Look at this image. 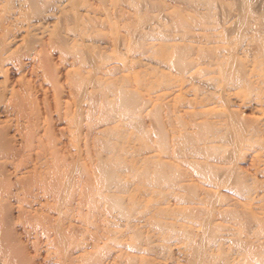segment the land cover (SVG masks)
<instances>
[{"label": "bare ground", "instance_id": "obj_1", "mask_svg": "<svg viewBox=\"0 0 264 264\" xmlns=\"http://www.w3.org/2000/svg\"><path fill=\"white\" fill-rule=\"evenodd\" d=\"M4 1H6V0H4ZM8 1V0H7ZM16 1H19V3H23V4H25L24 3V1L22 2H20V0H16ZM26 2H30V6L32 5V6H34V7H36V4H35V2L37 1L38 2V0H25ZM66 2L64 3V5H63V9L62 10H65V14L66 15H64V17H65V19H66V21L68 20L69 22V29L73 32V34H72V41H73V43L72 44H70V43H68V49L71 51L70 52V54H71V58H69V59H71L70 60V62L69 61H66V58H65V61L66 62H69V65L66 67V69H65V77L67 78H69V79H71L72 80V82H71V84L69 83L68 84V86H73V88H75L74 89V91H71L72 90V87H70V91H71V93L73 92L74 94V96H73V98H72V105H70V101L71 100H68L67 99V101L66 102H64V103H62V104H65V103H69L68 105L69 106H72V107H68V105L65 107V105H63L62 107L64 108V110H63V112H60V114L61 113H63V118H62V120L64 119V116H66V118L67 119H69V124L70 125H68V123H67V119L66 120H64L65 122H66V125L68 126V127H70L71 129H72V131H71V135H72V137H68V135H67V137L69 138V140L71 141V139L73 140V141H76L77 143H78V141H80V134H79V129H80V122H81V118H82V115H83V108H82V106H83V104H86L87 102H89L90 104H91V106H93V105H98L99 106V110H101L100 111V113H101V116H102V120L104 121L103 122V127L101 126L100 128H102L101 129V131L105 134L104 136H106L107 134H108V136H111V134L113 135L112 137H115L114 136V134L113 133H115V129L114 128H116V126H115V120L116 119H119V120H121L122 119V117H123V119H126V124H128V121L127 120H129L131 123L133 122H137L138 121V116H137V114L135 113V114H133L134 112H136V110H137V103L139 102V100H138V98L137 97H135V95H134V91L132 92V91H129V90H127L123 85H117L114 81H112L111 80V77L108 75V74H110L111 73V71H114L115 69H117L116 68V65H118V64H114V63H104V62H102L101 60H100V55H99V52H98V47H97V45H95V43L93 42L94 41V38H93V36H92V38H93V41L91 40V34H92V32H93V34H94V32H96V31H93L92 30V26L95 24V22L92 20V19H94V16L93 15H91V11L93 10V8L95 7H93V5H92V3H89V1L88 0H65ZM110 1V0H109ZM108 1V2H109ZM112 2H113V0H111ZM115 2H117V3H119L118 2V0H114ZM175 1V0H174ZM178 1V0H177ZM13 2V1H12ZM103 2H105V0H103ZM176 2V1H175ZM179 2V1H178ZM180 2H182V3H180ZM180 5L181 4H187L188 6H190V7H192L191 9V12L190 11H184L181 7L179 8H176V9H173L172 11H167L168 9H166V7L164 6V4H163V1L162 0H132V4H133V6L135 7V10L136 11H134V13H136V16L135 17H133V18H135V19H133V21H126V20H130V17H128V15H126V13L124 12V13H122V10H121V12L120 11H118L119 12V14L120 13H122V14H125V15H123L122 16V14L120 15V16H122V17H124L126 20L125 21H123V23H125V25L124 24H122V25H124L125 27V30H127L126 32L129 34V37L131 38H129V40H130V42L132 43V45L130 44V42H129V44L131 45V47L134 45V46H138V47H142V46H148V48H149V46H150V51H152V49L151 48H155V52L159 55V57H160V59H161V61H164V62H160V63H163V64H165L166 63V65H164V66H161V64L159 63V59L157 60V62L159 63V65L162 67H159L158 66V63L156 62V64H157V66L158 67H156V68H161V70L163 69V71L161 72L160 70H159V72H161V73H159L158 74V72H156V71H158V70H156V69H153V67L155 68V65H153L152 66V69L153 70H155V72L158 74L157 76L159 77H157L158 78V83H157V81H156V85L160 88V89H158V94H157V96L158 97H161L159 100H161V99H170L172 102H170V101H168V102H170V103H172V109H171V107L169 106V105H167V107H166V105L164 106L165 108H170V110H173L172 111V113L174 114L173 115V117L175 116V118H174V120H175V122L174 123H178V122H180V124L182 125V126H180L179 125V123L178 124H176V126L174 127L173 125H175L174 123H173V125H171V126H173L175 129H174V135H172V136H174L173 137V139L175 138L176 139V137H177V132H179L180 134V136L177 138V140L178 139H180V141L178 140V141H176L175 139V141L173 142V143H177V144H174L175 146H176V148H175V146L172 148V146L170 147V145H171V143L170 144H168V133H169V131H167L166 132V130L167 129H165V125H164V121H162V116H160V114H159V110H161L160 108L161 107H163L162 106V104L164 105V101H162V104L161 103H159V104H157V106H159L160 108L159 109H157V112H155L154 113V115H156V116H152V119L155 117V119H154V121H156V123H155V127H156V132H157V135H158V142H159V144H158V142H156L160 147H161V149H162V151L164 150V151H167L168 150V152H169V147H170V150L172 149V150H174L176 153H179V152H181V150H180V146H181V144H185V146L186 147H190L191 149H189V150H191L192 151V149L193 150H195V151H193V152H195L196 153V155H199L200 156V153H201V156L202 157H204V155H210V154H212L213 153V155L215 156L217 153H218V149L221 151V150H223V149H220L221 147H222V145L223 144H221V143H219V145L221 146H217V144H213V142H216L217 141V138H216V140H211V139H209L210 137H211V135H214V137H215V135H218V137H219V139L221 138H223V139H226V141H228V142H226V141H224L223 139H222V143H223V141H224V143H226V145H227V143H228V150L230 151H228L227 153H232L233 154V156H234V154H235V157H236V153H238V152H240L239 150H241L240 148H242V147H244L245 145H243L242 146V144L243 143H245L247 140H251V142L252 141H254V140H256V139H258V138H254V137H256L255 136V134L257 133H259V132H257L256 130H254V129H257L256 128V125L258 124V125H261V124H259L260 122H259V120H258V122L259 123H257V124H255L257 121L256 120H254V119H250L249 120V118L247 117V119H244V118H242L243 117V115H241L242 113L240 112H236V111H234V109L232 108H229L228 107V109L227 110H225V111H222L223 113V116H222V114L220 113V112H218V113H216L217 115L218 114H221V115H219V117L220 116H222L220 119H219V117H218V119H216V120H218V121H212V119H207L208 118V116H206L205 117V115L206 114H212V113H210V112H208V111H210L211 109H214V108H216L217 107V105H219V103H217V105L216 106H214V105H212L213 103H215V102H217L218 100H217V98L218 99H220L221 100V102H224V104L227 102V99H226V95H225V92L227 91V89H228V87H229V85H231V84H234V86H236V87H234V88H237V85L239 86V89H240V86H241V88H243L244 89V92L245 93H247V94H249V93H251V91H252V88H253V84H252V80L253 79H251L250 80V78H249V74H250V72L252 71V67H255V64H254V62L255 61H257V63L260 65V67H258V68H260V70H261V72L259 73V77H263L264 78V0H180ZM2 3H5V5H6V2H2ZM2 3H1V5H2ZM28 3H26V4H28ZM106 3V2H105ZM105 3H102V5L103 4H105ZM116 3V4H117ZM125 3V2H124ZM214 3H216V5H217V9L215 10V6H214ZM16 4V3H15ZM20 4V5H21ZM23 4L21 5L22 7H23ZM25 4V5H26ZM35 4V5H34ZM63 4V3H62ZM107 4V3H106ZM126 5L128 4V3H125ZM125 4L123 5V6H125ZM5 5H4V7H5ZM19 5V4H18ZM17 5V6H18ZM20 5H19V7H17V8H19V10L17 9V11H15V14H14V12L12 13L13 14V16L14 15H16L17 17H18V15H19V17L18 18H20V17H22V13L24 12V11H22L21 9H20ZM61 5V4H60ZM95 5V4H94ZM111 5H112V3H111ZM170 5V4H169ZM172 5V4H171ZM184 5V6H185ZM8 6V5H7ZM6 6V7H7ZM27 6L28 5H26V8H27ZM31 6V7H32ZM182 6V5H181ZM5 7V8H6ZM25 7V6H24ZM29 7V6H28ZM31 7H29V8H27V9H30L31 10ZM93 7V8H92ZM120 7V6H119ZM5 8L3 9V6H2V8H0V10H2V11H0L1 12V15H3L2 13H3V11L5 10ZM9 8V7H8ZM8 8H6V10L8 9ZM15 8V7H14ZM14 8H11V6H10V9H14ZM33 8V7H32ZM96 8V7H95ZM94 8V10H96ZM114 8V7H113ZM124 8V7H123ZM128 8H130L129 6H128ZM128 8H126V9H128ZM100 9L102 10V8L100 7ZM134 9V8H133ZM24 10V9H23ZM33 10V9H32ZM125 10V9H124ZM129 10V9H128ZM128 10H125L126 12L128 11ZM154 10H155V12L157 11L158 13L157 14H152V13H149L150 11H153L154 12ZM170 10V9H169ZM219 10V11H218ZM8 11V10H7ZM99 11V10H98ZM218 11V12H217ZM256 11H258L257 13L258 14H255V15H257L255 18H254V13L253 12H256ZM5 12V11H4ZM9 12V11H8ZM26 12H27V10H26ZM30 12L31 11H29V12H27V13H29L28 15H30ZM94 13H95V11H93ZM92 12V13H93ZM108 12V11H107ZM164 12V13H163ZM93 13V14H94ZM96 13H97V10H96ZM99 13V12H98ZM133 13V14H134ZM166 13H167V15H166ZM6 14H7V12H6ZM11 14V15H12ZM99 14H101V13H99ZM130 14H131V12H130ZM129 14V15H130ZM169 14V15H168ZM95 15V14H94ZM7 16V15H6ZM12 16V17H13ZM16 16H14V17H16ZM32 16H33V14H32ZM104 16H105V14H104ZM166 16V18L168 17V19H167V22H162L161 21V19H162V17H165ZM0 17H2V16H0ZM13 17V19H15ZM24 17V16H23ZM27 17V16H26ZM99 18H101V17H99ZM107 18V17H106ZM123 18V19H124ZM11 19V18H10ZM28 19V18H27ZM27 19H26V21H27ZM118 19V18H117ZM116 19V20H117ZM99 20V19H98ZM105 20V19H104ZM118 20H120V18L118 19ZM13 21V20H12ZM17 21V20H16ZM53 21V20H52ZM96 21V20H95ZM100 21H102V19L100 20ZM110 21H112L111 19H110ZM21 22V21H20ZM91 22H94V24L92 25V26H90V24H91ZM97 22V21H96ZM99 22V21H98ZM103 22V21H102ZM105 22H107V21H105ZM30 23H32V22H30ZM47 23V22H46ZM45 23V24H46ZM110 22H108V24H109ZM153 23L155 24V25H157L158 27H159V29L157 30V31H159L158 33H156V34H158V35H156V37L154 36V37H150L151 38V40H148V41H146L145 42V37L147 36V35H149V33L150 34H152L151 32H154V30H156V29H154V26H153ZM45 24H44V26H42V25H39V22H34V23H32V24H30L31 26H33L34 27V29L36 28V29H45ZM52 24V23H51ZM65 24V23H64ZM100 24H101V22H100ZM103 24V23H102ZM117 24H119V23H117ZM26 25H27V23H26ZM29 25V26H30ZM48 25H49V23H48ZM66 25V24H65ZM96 25V24H95ZM94 25V26H95ZM97 25H99V24H97ZM96 25V26H97ZM103 25H105V23L103 24ZM47 26V25H46ZM93 26V27H94ZM102 26V25H101ZM109 26L110 27H108V25H107V27H108V29H110L111 31H112V29H115V28H117L116 27V23H114L113 21L111 22V25L109 24ZM26 27V26H25ZM46 28H48V27H46ZM90 28H91V30H90ZM97 28V27H96ZM93 29H95V28H93ZM105 29V28H104ZM47 30V29H46ZM98 31H100V30H102L101 29V27H100V30H99V28L97 29ZM41 31V33L43 32L42 30H40ZM48 31V32H47ZM47 31H44V32H47L48 33V36L47 37H45V40L48 38V42L50 43H52L53 41H51L50 39L51 38H53L54 39V37H58V35H57V30L55 29V27L54 26H52L51 25V27H49V29L47 30ZM113 31H115V30H113ZM251 31V32H250ZM43 32V33H44ZM64 32V31H63ZM117 32V31H116ZM156 32V31H155ZM40 33V34H41ZM98 33H100V32H98ZM27 34H28V32H27ZM27 34H25L26 36H27ZM33 34V33H32ZM44 34H46V33H44ZM97 34V33H96ZM95 34V36H97ZM102 34V33H101ZM103 34H105V33H103ZM21 36H22V34H20ZM35 35V34H34ZM90 35V36H89ZM61 36V35H60ZM86 36H89L90 37V39H87L86 38ZM94 36V37H95ZM115 36H118V35H116L115 34ZM127 36V35H126ZM150 36V35H149ZM203 37L204 39H207L205 42H204V49L203 48H201L202 50H201V54H204L205 56L207 55V59L204 61L203 59H202V61H201V59H200V61H199V59H198V57L199 56H201V55H198L199 54V51H197V52H193V48H195V46H194V42H196V40L198 39V37L200 38V37ZM31 37V36H30ZM19 38H20V36H19ZM24 38H25V36H24ZM28 38H29V36H28ZM36 38V37H35ZM38 38H39V36H38ZM61 38V37H60ZM100 39V35L97 37V38H95V39ZM103 38V37H102ZM101 38V39H102ZM121 38V37H120ZM125 38V37H124ZM148 38V36L146 37V39ZM212 38V41H209V39H211ZM213 38H215V39H213ZM0 39H2V37H0ZM18 39V38H17ZM31 39V38H30ZM88 41H87V40ZM119 39V36H118V38H116L114 41H117ZM127 39H128V36H127ZM126 38L125 39H119L120 41H118L119 42V45H120V43L122 44V46H123V49H124V47H126V45H125V43H124V40H127ZM140 39V40H139ZM149 39V38H148ZM201 39V38H200ZM11 40V39H10ZM24 41H26L25 39H23ZM41 40V39H40ZM44 40V38L40 41V42H42ZM105 40H107V39H105ZM109 40V39H108ZM131 40H133V41H131ZM142 40V41H141ZM245 40H253L254 42V44H256L255 42H257L258 43V49H257V51L258 52H256L257 54L255 55V51L253 52L254 54H253V58H251V60L253 59V64H252V66H251V68H248V66H250V64L247 66L246 64H245V57H243V54H246L245 53V51L247 50L246 49V47H247V45L245 44L247 41H245ZM256 40V41H255ZM21 41V40H20ZM29 41V40H28ZM100 41V40H99ZM104 41V40H103ZM203 41V40H202ZM245 41V43H243ZM251 41H249V42H251ZM17 42V41H16ZM22 42V41H21ZM30 42V41H29ZM36 42H37V40H36ZM44 42V41H43ZM46 42V41H45ZM61 42V41H60ZM98 42V41H97ZM101 42V41H100ZM105 42V41H104ZM126 42V41H125ZM147 44H145V43ZM201 42V41H200ZM3 43V40H1L0 41V72L3 70L2 68L5 66V64H4V62L6 61V60H10V61H13V63H12V65H14V63H15V65L17 64V61H18V64L17 65H19V67H22V65H24V63L25 62H28V60H29V62L31 63L30 65L31 66H29V67H31V71H33L34 69H35V75L36 76H38L37 77V79L38 78H41V80H39V81H44V83H45V80H49V85H50V83L52 82L53 84L51 85V89L53 88V90L55 91V92H57V95H59L58 93L60 92V90L59 91H57L58 89H57V85H58V82L57 83H55V73H54V70H53V68L51 69L48 65H49V62H47L45 59V56H44V54H43V52L44 51H42L41 50V48L43 47L44 48V45L43 46H41V48L39 47L38 49L36 48V49H34V46L33 45H31L32 47H33V53H31V54H27V55H24V53H23V55L24 56H26V58H28V60L26 61L25 60V57H23L24 59H21L22 58V56L23 55H18V57H19V59L17 60V58H16V56L13 54V57L12 58H16L15 60H16V62H14V59H12L11 57H10V55L9 54H7L8 53V51L9 50H6L5 52H4V50H3V52L7 55V56H9V58L7 57V56H5V55H3L2 53L3 52H1V50H2V45L4 44H2ZM27 43V42H26ZM34 43V42H33ZM32 43V44H33ZM38 43V42H37ZM106 43V42H105ZM108 43H110V40H109V42ZM117 43V42H116ZM210 44V43H212V44H210V45H206V44ZM243 43V44H242ZM19 44V43H18ZM104 44V43H103ZM124 44V45H123ZM126 44H128L127 42H126ZM201 44V43H200ZM248 44V43H247ZM35 45V44H34ZM37 45V44H36ZM52 44H48V45H46L45 47H48V46H51ZM62 45H64V44H62ZM67 45V44H66ZM99 45V44H98ZM108 45V44H107ZM106 45V46H107ZM111 45V44H110ZM113 45V44H112ZM250 45H252L251 43H250ZM19 46H20V44H19ZM22 46H24V43H23V45ZM30 46V47H31ZM37 46H39V45H37ZM36 46V47H37ZM100 46H102V45H100ZM104 46V45H103ZM121 46V47H122ZM128 46V49H129V45H127ZM151 46H153V47H151ZM155 46V47H154ZM256 46V45H255ZM3 47H4V45H3ZM95 47H97V49H95ZM14 48H15V46H14ZM17 48V47H16ZM24 48V47H23ZM50 48H52V46L50 47ZM66 48V47H65ZM100 48V47H99ZM115 48V55H116V53H118L117 52V48L116 47H114ZM133 48V47H132ZM146 48V47H145ZM144 48V49H145ZM148 48H146L147 50H148ZM248 48V47H247ZM10 49V48H9ZM63 50H64V48H62ZM61 49V50H62ZM117 49V50H116ZM197 49V48H196ZM196 49H195V51H196ZM12 50V49H11ZM15 50H19V47L17 48V49H15ZM14 49H13V51H15ZM22 51H23V49H21ZM21 50H19V51H21ZM27 50V49H26ZM30 50V49H29ZM44 50H45V48H44ZM60 50V54H61V52H63V50L61 51ZM67 50V49H66ZM101 50V49H100ZM113 50V49H112ZM112 50H111V52H112ZM124 50H127V48L126 49H124ZM123 50V51H124ZM146 50V51H147ZM255 50V49H254ZM22 51H21V54H22ZM31 51H32V48H31ZM42 51V54H43V58H45L44 60H45V64H44V60H41L42 58V56H40L39 55V52H41ZM57 51H58V49H57ZM121 51V50H120ZM154 51V50H153ZM250 51V50H249ZM17 51H15L14 53H16ZM67 52V51H66ZM66 52H65V55H66ZM155 52H152V53H155ZM247 53H248V51H246ZM11 53V52H10ZM26 53H29V52H26L25 51V54ZM102 53V52H101ZM122 53V52H121ZM120 53V54H121ZM124 53V52H123ZM146 53V52H145ZM193 53H197V54H195L196 56L194 57L193 56ZM252 53V52H251ZM19 54H20V52H19ZM68 54L69 53H67V56H68ZM70 54H69V56H70ZM108 54L110 55V53L108 52ZM113 55H114V53H112ZM111 54V56H113ZM119 54V53H118ZM249 54V53H248ZM114 55V56H115ZM128 55V54H127ZM105 57H106V55H104ZM117 56V55H116ZM115 56V57H116ZM198 56V57H197ZM247 56H249V55H247ZM252 56V55H251ZM21 57V58H20ZM60 57V56H59ZM104 57V58H105ZM108 57H110V56H108ZM127 57V56H126ZM197 57V58H196ZM12 60H11V59ZM41 58V59H40ZM103 58V59H104ZM117 58V57H116ZM120 58V57H119ZM125 58V57H124ZM152 58V57H151ZM199 58H201V57H199ZM244 58V59H243ZM256 58V59H255ZM154 59V58H153ZM127 60V59H126ZM151 60V59H150ZM124 62H126L125 61V59L123 60ZM122 61V63H124ZM146 61H148V59L146 60ZM169 62L170 63V61H171V64H167V62ZM64 62V61H63ZM128 62V61H127ZM126 62V63H127ZM149 62V61H148ZM152 62V61H151ZM154 62V61H153ZM46 63H48V65H46ZM248 63H250V61L248 62ZM247 63V64H248ZM162 64V65H163ZM11 65V64H10ZM16 65V66H17ZM51 65V64H50ZM121 65V64H120ZM124 65H125V63H124ZM168 65H173V67L175 68V71H173V68L171 67V66H168ZM119 66V65H118ZM258 66V65H257ZM18 67V66H17ZM24 67V66H23ZM28 67V66H27ZM77 68V69H79V70H75L74 68ZM120 67V66H119ZM8 68V67H7ZM10 68V67H9ZM12 68V67H11ZM10 68V69H11ZM256 68V67H255ZM4 69H5V67H4ZM13 69V68H12ZM18 69V68H17ZM20 69V68H19ZM23 69V68H22ZM30 69V68H29ZM125 69H127V68H124V69H122V72H120V73H123V70H125ZM7 70V69H6ZM15 70V69H14ZM120 70V69H119ZM152 70V71H153ZM258 70V69H257ZM4 72H5V70H3ZM26 71V70H25ZM25 71H24V73H25ZM29 71V70H28ZM30 71V72H31ZM146 71V70H145ZM151 71V72H152ZM172 71H173V73H172ZM207 71H211L212 73H214V72H216L217 73V75H218V73H220L221 74V76H222V78H221V81H222V86H221V88H219L218 89V92H217V90H215V92L218 94L217 95V97L215 96V95H213V93H211V92H209L210 91V89H209V87H210V85H212V86H214L213 85V83L212 84H210L209 85V87L208 86H206L209 90H207V88H205L207 91H203L204 89L203 88H200V81H202L203 80V82L205 81H207L206 79L207 78H209L210 77V75H208L209 73L207 72ZM125 72V71H124ZM154 72V71H153ZM154 72V73H155ZM203 73V75L205 76V74H207V76H209V77H207L205 80L203 79V75H201L202 77L201 78H198V79H202V80H196L195 78H196V75H198L199 73ZM258 72V71H257ZM22 73H23V71H22ZM155 73V74H156ZM200 73V74H201ZM252 73V72H251ZM255 74H256V72H254ZM253 73V74H254ZM31 74H33L34 75V73L33 72H31L30 73V75ZM106 74L108 75V77H105L106 76ZM151 74H153V73H151ZM211 74V73H210ZM254 74V75H255ZM20 75V74H19ZM22 75V74H21ZM20 75V76H21ZM70 75V76H69ZM120 76H118V77H120V78H124L123 77V75L124 74H119ZM214 75H216L215 73H214ZM216 75V77H214V80L218 77ZM250 75H252V74H250ZM8 76V75H7ZM12 76V75H11ZM18 76V75H17ZM195 76V77H194ZM211 78L209 79V80H211L212 78H213V75L211 74ZM27 77V76H26ZM35 77V76H34ZM117 77V78H118ZM125 77H126V75H125ZM152 77V76H151ZM251 77V76H250ZM18 78V77H17ZM27 78H29L30 79V77H27ZM31 78H32V76H31ZM128 78V77H127ZM136 78V77H135ZM183 78H190V83L191 84H189V85H186V86H183V82H185V81H182V80H184ZM191 78L193 79H195L197 82L199 81V84H197L196 83V81H195V83L197 84V85H199V88H196V87H193L194 85L193 84H195V83H193L192 81H191ZM255 78V77H254ZM256 78H258V74H257V77ZM6 79V78H5ZM13 79V78H12ZM68 79V80H69ZM155 79H156V77H155ZM155 79H153V80H155ZM220 79V78H219ZM219 79L217 78V80L216 81H219ZM18 80V79H17ZM136 80V79H135ZM157 80V79H156ZM11 81V80H10ZM33 81V80H32ZM57 81V80H56ZM146 81H147V79H146ZM151 80H149L148 81V85H149V82H150ZM211 81H213V79L211 80ZM216 81L214 82V83H216ZM221 81H219V82H221ZM2 82V81H1ZM0 82V83H1ZM19 82H21L19 85H20V87L21 88H23V94L25 93H27L26 95L24 94H21L20 92H21V90H18L19 89V87H17L16 89L18 90V92H16L15 91V89L13 90V91H15L14 93L11 91V92H9V95H10V93L12 94V95H10V96H12V97H19V99H20V97L22 96V98L23 97H26L28 94H30L29 92H31V91H33L32 89H31V91H30V87H31V84L29 83V81L27 80L26 81V83L29 85H27V84H24L25 82H24V80H23V85L21 86V84H22V80H20ZM34 82V81H33ZM65 82V81H64ZM67 82V81H66ZM69 82H70V80H69ZM219 82H217V83H219ZM260 82V81H259ZM17 83V82H16ZM37 83V82H36ZM35 83V84H36ZM40 83V82H39ZM47 83V84H48ZM146 83V82H145ZM152 82H150V85H151V87H152V84L154 83H152ZM207 83L208 82H206V85H207ZM256 83V82H255ZM2 84V83H1ZM0 84V85H1ZM38 84V83H37ZM61 84V83H60ZM73 84V85H72ZM147 84L145 85V86H147ZM204 85H205V83H203ZM209 84V83H208ZM252 84V85H251ZM18 85V86H19ZM63 85V84H62ZM155 85V84H154ZM197 85H195V86H197ZM10 87H11V85H9ZM39 86V85H38ZM40 86H41V84H40ZM228 86V87H227ZM232 86V85H231ZM230 86V87H231ZM257 85L255 84V87H256ZM1 87V86H0ZM3 87V86H2ZM8 87V86H7ZM9 87V88H10ZM12 87H13V85H12ZM11 87V88H12ZM41 87H43V85L41 86ZM157 87V88H158ZM201 87H202V82H201ZM205 87V86H204ZM229 87V88H230ZM262 87V86H261ZM14 88H15V86H14ZM20 88V89H21ZM32 88V87H31ZM46 88H49V86L48 87H46ZM147 88V87H146ZM184 88H185V90H184ZM211 88V87H210ZM214 88H216L215 86H214ZM214 88H212V90H213V92H214ZM234 88H232L233 90H234ZM256 88H259L258 86L256 87ZM0 89H2V88H0ZM57 89V90H56ZM65 89V88H64ZM67 89V88H66ZM148 89V88H147ZM153 89H156L155 87L153 88ZM182 89L184 90V92H182ZM186 89H187V92L189 93V91L188 90H190V92L192 91V94L191 95H188V97H186V94H185V97H184V95H183V93H185V91H186ZM261 89V88H260ZM259 89V90H260ZM12 90V89H11ZM41 90H45V89H41ZM50 90V89H49ZM48 90V91H49ZM63 90V89H62ZM68 90V89H67ZM211 90V91H212ZM4 91V90H3ZM29 91V92H28ZM47 91V90H46ZM155 91V90H154ZM261 91V90H260ZM259 91V92H260ZM2 92V91H1ZM62 92V91H61ZM150 92V91H149ZM148 92V93H149ZM232 92V91H231ZM230 92V93H231ZM255 92V91H254ZM3 93V92H2ZM16 93V95L17 94H20L19 96H13V94H15ZM46 93V92H45ZM52 93V92H51ZM110 93L111 94H113L114 95V97H109L110 96ZM152 93H154V92H152ZM157 93V90H156V92H155V94ZM258 93V92H257ZM260 93H262V92H260ZM3 94H5V93H3ZM2 94V95H3ZM53 94V93H52ZM140 94V93H139ZM155 94H151V96H153L154 97V95ZM1 95V97H3L4 98V95L2 96ZM33 95V94H32ZM67 95V94H66ZM146 95V94H145ZM150 95V94H149ZM259 95H261V94H259ZM262 95H264L263 93H262ZM8 97V94H7V97H8V99L10 100V98H12V97ZM28 96H31V95H28ZM52 96V95H51ZM140 96H142V95H140ZM191 96V97H190ZM232 96V95H231ZM234 96V95H233ZM253 96V95H252ZM256 96H257V94H256ZM37 97V96H36ZM59 97H61L60 95H59ZM69 97V96H68ZM143 97H145V96H143ZM149 97V96H148ZM147 97V98H148ZM254 97V96H253ZM252 97V98H253ZM258 97V96H257ZM15 98H12V99H15ZM31 98V97H30ZM53 98V97H52ZM146 98V97H145ZM145 98H143V101H146V100H148L147 98L145 99ZM156 97H154V99H155ZM231 98V97H230ZM234 98V97H233ZM251 98V99H252ZM262 98V97H261ZM32 99V98H31ZM36 99H39V98H36ZM54 99V98H53ZM63 99V98H62ZM151 99H152V97H151ZM150 99V101H152ZM157 99V98H156ZM226 99V100H225ZM235 99V98H234ZM248 99V98H247ZM257 99H260L259 97L257 98ZM6 100V99H5ZM21 101L23 100H25L24 98L23 99H20ZM55 100H56V98H55ZM54 100V101H55ZM58 100H60L59 98H58ZM58 100H57V103H58ZM65 100V99H64ZM63 100V101H64ZM86 100V103H83L84 101ZM142 100V99H141ZM231 100V99H230ZM229 100V101H230ZM239 100V99H238ZM255 100H256V98H255ZM254 100V101H255ZM263 100H264V98H262L261 99V101L263 102ZM8 101V100H7ZM38 101H40V100H38ZM62 101V102H63ZM157 101V100H156ZM166 101V100H165ZM185 101H186V103H185ZM239 101H241V100H239ZM252 101H253V99H252ZM253 101V102H254ZM11 102V101H10ZM9 102V103H10ZM56 102V101H55ZM149 102V101H148ZM154 102H155V100L153 101V103H152V105H151V107H153L154 109H155V106H154ZM242 102V101H241ZM246 102V101H245ZM258 102V101H257ZM0 103L2 104V102H1V100H0ZM15 103V102H14ZM13 103V104H14ZM16 103H20V101L19 100H17V102ZM23 105L25 104V103H28V102H25L24 101V103L23 102H21ZM36 103V102H35ZM54 103V102H53ZM60 103H61V101H60ZM60 103H58V105L60 106ZM166 103H167V101H166ZM180 103V104H179ZM185 103V105H183ZM191 103V104H190ZM233 103V102H232ZM238 103V102H237ZM260 103V102H259ZM264 103V102H263ZM8 104V103H7ZM31 104H32V102H31ZM61 104V105H62ZM88 104V103H87ZM86 104V105H87ZM169 104V103H168ZM223 104V105H224ZM248 104V103H247ZM251 104H252V102H251ZM254 104L256 105L257 103H255L254 102ZM262 104V103H261ZM15 105V104H14ZM53 105V104H52ZM55 105H57V104H55ZM227 105H229V104H227L226 103V107H227ZM236 105V104H235ZM238 105V104H237ZM254 105V107H256ZM258 105H260V104H258ZM26 106H28L27 104L25 105V107H23V106H20V108H18V109H20V111L19 112H21L22 111V109L21 108H27ZM85 106V105H84ZM88 107H89V105H87ZM157 106H156V108H157ZM262 106H263V104H262ZM3 107V106H2ZM11 106H9V108H10ZM13 107V106H12ZM28 107H30V106H28ZM38 107H40V104H39V106ZM53 107H55L54 105H53ZM87 107V108H88ZM95 107V106H94ZM150 107V108H151ZM163 107V108H164ZM181 107V108H180ZM214 107V108H213ZM223 107V106H222ZM232 107V106H231ZM234 107V106H233ZM260 107V106H259ZM4 108V107H3ZM5 108H6V106H5ZM16 107L14 108V109H17ZM41 108V107H40ZM57 108V107H56ZM56 108H55V110H56ZM63 108H61V110L63 109ZM86 108V111L87 110H90L91 111V109L92 108H90V109H87ZM150 108H149V110H150ZM152 108V109H153ZM218 108V107H217ZM220 109H221V107H219ZM13 109V108H12ZM11 109V110H12ZM12 110L13 112L15 111V110ZM28 110H30V109H32V106H31V108L29 109V108H27ZM38 108L36 107V110H37ZM236 109V108H235ZM238 109H240V108H238ZM35 110V111H36ZM41 110V109H40ZM58 110V109H57ZM85 110V109H84ZM223 110V109H222ZM264 110V109H263ZM10 111V110H9ZM18 110H16L15 111V113L17 112ZM24 111H26V109L24 110ZM24 111H22V112H24ZM138 111V110H137ZM4 112V111H3ZM18 112V113H19ZM21 112V114H19V118L21 117L20 115H22V117L24 116L23 115V113ZM32 112V110H30V113ZM37 112V111H36ZM38 112H40L39 110H38ZM42 112V111H41ZM58 112H59V110H58ZM58 112H56V113H58ZM148 112V111H147ZM171 112V111H170ZM181 112H182V114H185L186 115V113H187V115H191L189 118H187L189 121H185L184 120V116L185 115H182L181 114ZM9 113H11V112H9ZM17 113V114H18ZM34 113V112H33ZM90 113V112H89ZM89 113H87V114H89ZM99 113V112H98ZM149 113H152V111L151 112H149ZM148 113V114H149ZM168 113V112H167ZM166 113V114H167ZM6 114H7V112H6ZM38 114V113H37ZM43 114V113H42ZM59 113L57 114V116L58 115H60ZM169 114V113H168ZM167 114V115H168ZM244 114V113H243ZM251 114V113H250ZM2 115V114H1ZM14 115V114H13ZM13 115H11V116H13ZM16 115V114H15ZM14 115V116H15ZM26 115H29V112L27 113V114H25V116L24 117H26ZM32 113H31V115H29V116H31L30 117V120H33V119H31L32 118ZM41 115V114H40ZM45 115V114H44ZM44 115H43V117H44ZM86 115V114H85ZM150 115V114H149ZM152 115V114H151ZM166 115V116H167ZM196 115H198L197 117H196ZM258 115V114H257ZM16 116H18V115H16ZM15 116V119H17L18 117H16ZM29 116H27V118L29 117ZM48 116V115H47ZM56 116V117H57ZM61 116H62V114H61ZM213 116H215V113H213ZM247 116V115H246ZM249 116V115H248ZM1 117V116H0ZM3 117V116H2ZM5 117V116H4ZM35 117H37V116H35ZM39 117V116H38ZM128 117H129V119H128ZM168 117H169V119H173V118H170V117H172L171 115L170 116H167L166 117V120H169L168 119ZM187 117V116H186ZM212 117V116H211ZM251 118H252V116H250ZM262 117H264V116H262ZM51 118H52V116H51ZM61 118V117H60ZM59 117H57V119L58 120H61ZM87 118V117H86ZM162 118V119H161ZM182 118H183V121H182ZM215 118V117H214ZM213 118V119H214ZM217 118V117H216ZM246 118V117H245ZM7 118H4V120H6ZM25 119V118H24ZM36 119V118H35ZM35 119H34V121H35ZM38 119V118H37ZM36 119V120H37ZM46 119V118H45ZM44 119V120H45ZM48 119V118H47ZM1 120V119H0ZM9 121H10V119H8ZM19 120H21V119H18V122L20 123V121ZM42 121H43V119H41ZM61 120V121H62ZM85 120V119H84ZM253 120V121H252ZM15 121V120H14ZM24 121V120H23ZM25 121H26V119H25ZM29 121V119L27 120V122ZM28 122L27 124L25 123V124H22L23 122H21V127H19V128H22V126H23V129H21L22 131L24 130V132H27V129L26 128H29V127H32L33 128V126H35L36 124H37V122L39 121L40 122V118H39V120L38 121H36V124L35 125H33L35 122ZM171 122L170 123H172V120H170ZM185 121V122H184ZM255 121V122H254ZM4 122V124L5 125H7L6 123H5V121H3ZM10 122H12V121H10ZM17 122V121H16ZM16 122H14V123H16ZM18 122L15 124V127H17L18 128ZM38 122V123H39ZM44 122V121H43ZM49 122V121H48ZM85 122V121H84ZM114 122V123H113ZM121 122H122V120H121ZM167 123H168V121H166ZM181 122H184L183 124H184V126H183V124L181 123ZM187 122V123H186ZM1 123V122H0ZM13 123V122H12ZM11 123V124H12ZM31 124V123H33V124H31V126H28V124ZM46 124H48L47 123V120H46V122H45ZM58 123V122H57ZM102 123V122H101ZM101 123H100V125H101ZM112 123L114 124V125H112ZM117 123V122H116ZM122 123H124L125 124V122L123 121ZM131 123H130V125H131ZM170 123H168V125L170 124ZM9 125H10V123H8ZM29 124V125H30ZM40 124V123H39ZM42 124V123H41ZM40 124V125H41ZM84 124V123H83ZM190 126L191 125V127H190V130L192 129V128H196L197 130H199V134H196L197 132H195V130H194V133L192 132V130L190 131L188 128H187V126L188 125ZM4 125V126H5ZM17 125V126H16ZM118 125V124H117ZM134 125V124H133ZM150 125V124H149ZM148 125V126H149ZM153 125V124H152ZM185 125H187V126H185ZM263 125V124H262ZM261 125V126H262ZM1 126V125H0ZM24 126H26V127H24ZM28 126V127H27ZM39 126V125H38ZM62 125H60V127H61ZM151 126V125H150ZM149 126V127H150ZM36 127V126H35ZM85 127V126H84ZM139 127H141V125L139 126ZM257 127H259V126H257ZM0 128H2V127H0ZM4 128V127H3ZM2 128V129H3ZM17 128H14L15 130L12 132L14 135H12V137L11 138H13V137H16L17 135V137H19V136H21L22 134H23V132H20V133H17V132H15L16 130H17ZM32 128L30 129V130H28V131H31L32 130ZM42 128H44V127H42ZM52 128V127H51ZM56 128H58V127H56ZM62 128H65L64 126L63 127H61V129ZM99 128V127H98ZM138 128V127H137ZM154 128V127H153ZM171 128V127H170ZM261 128V129H260ZM5 129H7V128H5ZM10 129H11V127H10ZM36 130L38 129L37 127L35 128ZM47 129H48V127H47ZM47 129H45L44 128V130L42 131V133L41 134H39V133H37L36 132V134H38V136L35 134V132H34V135H35V138H33V132H27V133H25L26 135H28V136H26L25 134V136H23L24 138L23 139H25V140H27L26 142H28V141H30L29 142V145L23 140V139H21V140H23V141H21L22 143L21 144H23V142H25V144H27L28 146H30V144L31 145H33V143H34V145H33V147L36 145V142L37 141H33V143H32V139H35V140H39V139H41V142L43 143V140H45L46 139V137H47V142H46V140L44 141L45 143H47L48 144V146H47V144H46V146L45 145H43V146H41V149H42V147H48V148H46V150H48V152L46 153V155L48 154L49 156H45V155H41L42 154V150L40 149V146H38L40 143V140H39V142H37L38 143V145H36V147L38 148V149H40L41 150V153H40V155L38 154L39 152H38V149H36V153H37V155H35L36 156V158H37V161H35L34 162V157L33 158H31L32 156H31V154H30V156H28V158L30 157V161L29 162H31V163H33V164H31V165H29V164H24V166L22 165L23 163H24V161H25V157L26 156H24V152H23V157L19 154H17L16 155V153L17 152H19L20 150L19 149H17V147L15 146V145H13V147L11 146L12 145V143H11V145L9 144V146H10V148H11V153L10 154H3V152H4V150H3V152L2 153H0V264H3V261H4V258H5V254H3V252H5V251H3V250H5V246H4V244H6L5 242L6 241H11V242H13L12 241V239L13 240H15L16 238H11L10 237V239H7L6 240V238L7 237H9V235H7L8 233L10 234V236L12 235L11 233H12V227L11 226H9V224H11L13 221L11 220V217H14V216H10V215H8V212L7 213H5V211H4V207H6L5 205H4V207H3V202L5 201V198H6V196H11V194H5L6 193V189L9 187V189H11L12 190V188L10 187L11 185H12V183H18V185L20 186V184L22 185V180L23 179H25L26 177L29 179V182L30 181H33V184L31 183L30 185L28 184V183H25V185H24V182H23V185L22 186H25V187H22V186H20V188L21 189H19V187L17 188V187H15V189L16 190H21V192H22V195L20 194H17L16 192H15V196L17 197V198H14V196H13V191H12V196H13V200L14 199H17V202H19L20 203V201H21V199H23V201H21V203L22 202H24V199H25V201H27L28 202V204H29V201H28V199L30 198V196H32L29 200H30V203H31V205L29 204V206H28V204H26V202H24L23 204H26L25 205V207L27 208V206H28V208L29 207H31L30 209H32V207L33 208H35L36 209V207H34V206H32L33 204V202H34V204H35V201L40 205V204H42L43 205V203H45V204H51V207H52V209H54L55 210V217L54 216H52L53 214H51V216L49 217V220H48V217L46 216V214L48 213H46V214H44V213H42L43 212V210H42V212L41 211H39V213L41 212L43 215L42 216H44L45 215V218L47 219L46 221L48 222V221H51L50 220V218L51 219H53L52 221H53V223L52 222H49V223H47L46 225H44L45 227L47 226V227H49V228H51V226H52V228H51V230L49 229V232H52V234H51V239L54 241L53 242V244L51 243V242H49L50 244H52V245H54V244H57V245H55V248L57 247V246H59V247H57V248H59V250L58 251H62L63 253H61V255H62V260H63V258H68L69 257V261L72 263L74 260V258H75V261L77 260V261H79V259H82V256H83V258H84V256H85V253L81 256V253L82 252H86L85 250H87L86 248H81V247H79V248H81V249H79L78 248V250L76 249V252L74 253V254H71V252L73 253L74 251H71L70 249H69V251H71V252H69L68 253V255L66 254V252H65V248L67 247V246H69V247H67V248H70V245H67V243L68 242H66V239L68 238V239H70V235H72L73 236V234H75V232L76 231H72V232H74V233H72V232H70V233H72V234H69V232L67 231V234H69V237L68 236H66L67 234L65 233L66 231L64 230V226L61 224V222H62V217H60V216H62V215H65V214H67L66 215V217H68V214H70V212L69 213H67L68 211H78V215L80 214V212H81V209L83 210V207L85 206V203L88 205V206H90V205H93V206H100V204H97L98 202H99V200H102V202H104V204H105V202L107 203L105 206H108V208H107V211H108V209L109 208H111L112 210L114 209V211H116V213H117V215H115V214H112L111 216V218H113V217H115V218H119V220L117 221V219H115V222H114V224H113V226L111 227V228H113L112 230V232H108L107 231V229H106V231L108 232V233H112V235H109V234H106L105 232H104V234H106L104 237H106V238H109V239H111L112 241H109V240H105V241H103V239H104V237L102 236V241L104 242H100L101 244H103V245H101V246H103V247H105L106 246V249H107V247H109V244H106V243H108V242H106V241H109V242H112L113 244H110V247L113 245V247L114 248H116V249H114L113 247L111 248V249H113L114 251V253H112V250H111V255L109 256V258L108 259H106V261L109 263V264H113L115 261H116V258L117 259H119L120 257H124V255H125V257L124 258H127V260L131 263V261H133L134 259H136L138 256V260H139V264H140V261H141V264H152L151 263V261H150V259L149 258H147V257H149L150 256V252L148 253V251L147 250H150V249H148L147 248V250H146V245H147V242H146V245H145V242H144V244L142 243V242H140L139 241V239H141L143 236V233H141V231H140V229H139V223H140V226L142 225V223H141V221H145L146 220V218H147V220H152V223L153 224H155V226L157 225L158 227H159V231L160 230H162V229H167L166 231H168L169 229L170 230H174L175 231V229H176V227H179V228H177V229H179V231L177 232V233H183V236L187 239V240H189V242H190V244H191V246L189 245V243H188V241L187 240H185V238L183 239V240H185V243H186V241H187V243H188V245H187V243L185 244V245H187L186 246V248L187 247H189L188 249H186V248H184V249H186V252H184L183 250V248H182V251H183V253L186 255V257H187V253L189 252L190 253V255H188L189 257H187V259H188V263H186V261H185V256H183L182 255V257H184L183 259L184 260H182V261H185V263H183V264H264V238L263 239H260V238H256V239H252L251 237H258V236H260L261 235V233H262V227L264 226V225H262V224H264L263 222V220L261 219V217H260V219L263 221H261V220H256V215H258V213H260L261 211V209L259 208V206H258V208L257 209H259V210H255V208L253 209L255 212H256V215H251L250 214V210L248 211V209H247V206H246V208H242L243 207V205H244V203L247 205L248 203H246V201L248 200V197L249 196H252L254 193H253V191L251 190V189H249V190H251L252 191V193L253 194H251V192H250V194L248 193V197H247V199L246 200H244L245 202H243V203H241V201L240 200H238L239 202H240V204L237 202V201H233L235 198H234V196H232V200H229L230 198H231V196H227V194L226 195H223L222 193L223 192H221L220 190H218L222 195H223V197H222V195L220 194V193H217L216 191H215V188H216V183H215V185H214V182H213V184L210 182V180L209 179H206V181L208 180L209 182V184L211 185H213V187L215 186V188H214V190H213V188L212 187H205V185H204V187L202 186V188H204V189H202L201 188V190L199 191V186H198V192H200V193H198V195L199 194H201L202 192V190L203 191H205V192H203L204 193V196H206L205 197V201L207 202V206L206 205H201L202 204V201H204V198L202 199L201 197L203 196V195H200V199L198 198V200H194L195 199V196H196V188H194L193 186H192V184H193V182H191L192 184H190V183H184V182H180V179L182 178H180L179 177V175H180V172H179V169L180 168H178L179 166V164L176 166V163L175 162H173V161H169V159L167 160V159H165V158H163V157H156V155L158 154L157 152H155V154L152 152L151 154H148V155H146V157H143V158H145V159H143L144 160V166H143V168L139 171V173H142L143 175H145V177L148 179V175H149V173L150 172H152V175H151V177L153 178V182H152V179H151V183L153 184H151V186H152V188L156 185H160V186H162L163 187V185H173V184H175L174 186H176V184L178 185V187L180 188V186L181 187H183V189H185L184 190V192L186 191V193H183V194H181V192H179L181 195H182V199L185 201H183V200H178L179 202H177V201H175V203L173 202V204H171L170 202H166V203H170V205H172L171 207H170V205L168 204H166L165 203V201H168V199L167 200H165V198H167V196L164 198V196L163 197H161V198H164V203H160V199L158 200L159 202H158V204L159 205H153V204H155V203H153V204H150V207L152 208V211L151 210H149L150 209V207H149V209L147 210L146 209V214H143L142 215V213H139L140 215L138 216V214H137V212H136V214L134 215V213H133V210L134 209H136L135 207L137 206L136 204V206L135 207H133L134 205L132 204V207H129V206H131L130 204L128 205V206H126V202H125V200H124V198L125 197H123V195L121 194H116V192H114L116 189H117V192H118V187H116V189L114 190L113 188L116 186V182H117V180H119V178H120V176L118 177L117 175H119L118 174V172H120L119 170H120V168L121 169H123V165L125 166V168L127 167L128 168V166H127V164L128 163H126L125 161V159H123V157L121 156V154H120V152H118V151H116V149H117V146L114 144V142L112 143V141H111V139L110 138H112V137H105V138H103L104 140H102L101 142L102 143H100L104 148V151H106V157H104V158H97L98 159V161H95V163H96V167L93 165V167H95V169L94 168H91V169H94V170H92V171H90L88 168L89 167H87L86 166V163L88 162V160L86 161V163L85 164H82V163H80V161L78 160V159H74V160H72L71 161V159H70V161L69 162H67L66 160H68L69 158H67V159H65V157L66 156H64V157H62V155H60V153H62V151L59 153V151H58V149H57V147L58 146H56V142H55V140H52L51 138H53V137H50L49 138V134L47 133ZM60 129V130H61ZM66 129L68 130L69 128H67L66 127ZM172 129V128H171ZM170 129V130H171ZM177 129H178V131H177ZM247 129H249V131H247ZM250 129H252L253 131H256L255 132V134H254V132L252 131H250ZM1 130V129H0ZM7 130H9V129H7ZM12 130V129H11ZM20 129L19 130H17L18 132L19 131H21ZM70 130V129H69ZM68 130V131H69ZM98 130V129H97ZM100 130V129H99ZM117 130V129H116ZM138 130H140V128L138 129ZM137 130V131H138ZM144 130V129H143ZM142 130V131H143ZM173 130V129H172ZM257 130H262V127H259V129H257ZM3 131V130H2ZM6 131V130H5ZM50 131V129H48V132ZM62 131H64V129H62ZM62 131H60V133H62ZM67 131V132H68ZM96 131V130H95ZM101 131H99V133H101L99 136H101L103 133L101 132ZM211 131H215V134H213ZM6 132H8V131H6ZM59 132V131H58ZM98 131H96V133H97ZM117 132V131H116ZM120 132V131H119ZM141 132V131H140ZM143 132H146V129L143 131ZM209 132L211 133L210 135H209ZM247 132H249V135H248V133ZM250 132L252 133L251 134V136H250ZM261 132H263L264 133V131L262 130ZM3 133H4V131H3ZM22 133V134H21ZM30 134V138H29V134ZM50 133H52V132H50ZM64 133H66V132H64ZM84 133V132H83ZM121 133H122V130H121ZM147 133V135H148V132H146ZM172 133H173V131H172ZM175 133H177L176 135H175ZM8 134V133H7ZM20 134V135H19ZM53 134V133H52ZM52 134H51V136H52ZM63 134V133H62ZM61 134V135H62ZM116 134V133H115ZM118 134V133H117ZM120 134V133H119ZM145 134V133H144ZM143 134V135H144ZM156 134V133H155ZM171 134V132L169 133V135ZM196 134V135H195ZM207 134V135H206ZM253 134H254V136H253ZM256 134V135H257ZM260 134V133H259ZM3 135V134H2ZM33 135V136H32ZM45 135V137H43V138H45V139H43L41 136H44ZM81 135H82V133H81ZM97 135V134H96ZM142 135V137L143 138H145L144 136ZM156 135V136H157ZM261 135V134H260ZM7 137L8 136H10L9 134L8 135H6ZM80 136V137H79ZM104 136H101L100 138H102V137H104ZM117 136H119V135H117ZM121 136V135H120ZM139 136H141V135H139ZM176 136V137H175ZM258 136V135H257ZM263 136V135H262ZM4 137V136H3ZM25 137H27V138H25ZM36 137L38 138V139H36ZM123 137H124V135H123ZM200 137V138H199ZM212 138V139H215V138ZM217 137V136H216ZM259 137V136H258ZM10 138V137H9ZM115 138H117V137H115ZM119 138V137H118ZM149 138V137H148ZM151 138V137H150ZM150 138L148 139V143L150 144L152 141H150L149 142V140H150ZM253 138H254V140H253ZM260 138H262L261 136H260ZM260 138L258 139V140H260ZM6 139V138H5ZM16 139H18V138H16ZM196 139H201V140H203L204 142L206 141V140H211V144H210V142L209 143H203V144H199L200 143V141H199V143H198V141H196ZM218 139V140H219ZM4 140V139H3ZM101 140V139H100ZM99 140V141H100ZM157 140V139H156ZM208 140V141H209ZM257 140V141H258ZM4 141H6V140H4ZM10 141V140H9ZM20 141V140H19ZM53 141L55 142V143H53ZM73 141H71V143H75L76 144V142H73ZM145 141H146V138H145ZM219 141V142H220ZM256 141V142H257ZM262 141V140H261ZM3 142V141H2ZM11 142V141H10ZM17 142V141H16ZM143 142H144V140H143ZM154 142V141H153ZM152 142V143H153ZM197 142V143H196ZM218 142V141H217ZM260 142V141H259ZM13 143H14V141H13ZM18 143V142H17ZM41 143V144H42ZM145 143H147V141L145 142ZM262 143V142H261ZM0 144H2V143H0ZM15 144V143H14ZM21 144H19L18 143V148L20 147V146H22V147H20L21 148V150L22 149H26L27 151H28V149H29V147L28 146H26V145H24V146H26V147H28V149L27 148H25L23 145H21ZM40 144V145H41ZM149 144H147V145H149ZM191 146H190V145ZM229 144H232L231 145V149L229 148L230 147V145ZM3 145V144H2ZM5 145H7V143L5 144ZM17 145V144H16ZM73 145V144H72ZM78 145V144H77ZM146 145V146H147ZM155 145V144H154ZM225 145V144H224ZM263 145H264V143H263ZM262 145V146H263ZM151 146V145H150ZM153 146V145H152ZM169 146V147H168ZM242 146V147H241ZM259 146H260V144H259ZM261 146V147H262ZM2 147H6L7 148V146H2ZM79 147V146H78ZM148 147V146H147ZM154 147V146H153ZM156 147V146H155ZM186 147H185V149H186ZM188 147V148H189ZM261 147L260 148H258V149H261ZM5 148V150L6 151H8V152H10L9 150H8V148L6 149ZM59 148V147H58ZM175 148V149H174ZM45 149V148H44ZM44 149H43V152H44ZM77 149V148H76ZM185 149H183L185 152H186V150ZM226 149V150H227ZM246 149V148H245ZM252 149V148H251ZM257 149V150H258ZM263 149H264V147H263ZM262 149V150H263ZM77 150H79V149H77ZM148 150V149H147ZM150 150V149H149ZM148 150V151H149ZM155 150H156V148H155ZM157 150H159V149H157ZM156 150V151H157ZM250 150V149H249ZM0 151H2L1 150V145H0ZM25 151V150H24ZM30 151V150H29ZM29 151L27 152V154L29 155ZM32 151V150H31ZM75 152H76V150H74ZM148 151H145V152H147L148 153ZM197 151V152H196ZM21 152V151H20ZM34 152V151H33ZM175 152H174V154H175ZM185 152L183 153V154H185ZM198 152H199V154H198ZM242 152V151H241ZM240 152V153H241ZM247 152H248V150H247ZM257 152V151H256ZM264 152V151H263ZM5 153V152H4ZM7 153V152H6ZM31 153V152H30ZM35 152H34V154H36ZM171 153V152H170ZM169 153V154H170ZM192 153V152H191ZM221 153V152H220ZM220 153H218L219 155H220ZM21 154H22V152H21ZM76 154V153H75ZM160 154V153H159ZM203 154V155H202ZM217 154V155H218ZM255 154V153H254ZM253 154V155H254ZM257 154V153H256ZM262 155H264L263 153H261ZM77 155V154H76ZM170 155H173V154H170ZM169 155V156H170ZM178 155V154H177ZM177 155H173L172 157H173V160H176V158H175V156L177 157ZM212 155V156H213ZM216 155V156H217ZM227 155H229V154H227ZM226 155V156H227ZM237 155H239V153L237 154ZM260 155V154H259ZM15 156L17 157V156H19V158L18 159H16L15 158ZM22 157V159L21 160H23V162L20 160V158ZM168 155L166 154V157H167ZM194 156V155H193ZM207 156H205V157H207ZM231 155H229V157H230ZM232 156V157H233ZM239 156H241V155H239ZM261 156V155H260ZM165 157V156H164ZM171 157V158H172ZM180 158L179 159H181V156H179ZM190 158H192L191 156H189ZM222 156H220V158H221ZM252 157V156H251ZM254 157H255V155H254ZM257 157V156H256ZM24 158V159H23ZM86 158V157H85ZM84 158V159H85ZM88 158V157H87ZM175 158V159H174ZM188 158V157H187ZM216 159L217 158H219V157H215ZM219 158V159H220ZM228 158V157H227ZM234 158V157H233ZM83 159V160H84ZM97 159H95V160H97ZM203 159H206V158H203ZM208 160L207 161H209V158H207ZM223 159V158H222ZM230 159V158H229ZM228 159V160H229ZM239 159V158H238ZM250 159V158H249ZM255 159V158H254ZM260 159V158H259ZM262 159H264V158H262ZM26 160H27V158H26ZM171 160V159H170ZM197 160V159H196ZM225 160V159H224ZM223 160V161H224ZM233 160H235V158L233 159ZM232 159H231V161H233ZM33 161V162H32ZM142 161V160H141ZM226 161H227V159H226ZM260 161H262V160H260ZM20 162V163H19ZM22 162V163H21ZM177 162V161H176ZM183 162L185 163V161L183 160ZM182 162V163H183ZM196 162V161H195ZM213 162V161H212ZM229 161H227V163H228ZM18 163V165H16ZM94 163V162H93ZM92 163V164H93ZM187 163V162H186ZM224 163H225V161H224ZM223 163V164H224ZM235 163H237L236 161H235ZM234 163V164H235ZM260 163H263V162H260ZM20 164L22 165V167L20 166ZM90 164V163H89ZM216 164H217V162H216ZM216 164H214L213 165V163H209V162H206V160H205V162H203V160L201 161V160H197V164L195 163V165H196V167L197 168H195V171H196V169H197V171H199L200 170V172H202L201 174H203L204 173V176H205V174L207 175V174H209V176H211V177H214L213 179H214V181L215 180H217V183L218 184H220V188H221V185L223 184H232L231 186H228V187H226V189L228 188V189H230L232 186H233V184H234V186L233 187H235V189H233V187H232V190H235L234 192L236 193V192H238L237 194V196H240L241 195V193H242V195H244L243 193L244 192H246L247 190H248V187H250V188H252L251 186H248L249 185V183L248 184H246V179H245V177L247 178V175L245 176H243V173L240 175V172H239V170H237L236 169V166L234 167H232V168H228V166H224L223 164H221V166H215ZM91 165V164H90ZM129 165V164H128ZM181 165V164H180ZM183 165V164H182ZM181 165V166H182ZM257 165H258V163H257ZM257 165H256V167H257ZM262 165V164H261ZM8 166H10V167H8ZM54 168H52V167ZM227 167V169L226 168H222V167ZM263 166H264V164H263ZM262 166V167H263ZM8 167V168H7ZM12 167V169H10ZM50 167H51V169H50ZM60 167H61V169H60ZM130 167V169L132 170V166H129ZM183 167V166H182ZM189 167V166H188ZM191 167H193L192 165H191ZM255 167V168H256ZM40 168H42L43 169V171H41L42 169H40ZM126 168V169H127ZM185 168V167H184ZM238 168V167H237ZM126 169H123V170H126ZM129 169V170H130ZM187 169V168H186ZM185 169V170H186ZM260 169H262V168H260ZM182 170V169H181ZM194 170V169H193ZM255 170V169H254ZM257 170V169H256ZM90 171V172H89ZM134 171V170H133ZM189 171V170H188ZM241 171V170H240ZM243 171V170H242ZM262 171V170H261ZM130 172V171H129ZM183 172V171H182ZM187 172V171H186ZM260 172V171H259ZM190 173H191V170H190ZM195 173H199V172H195ZM254 173V172H253ZM257 173V172H256ZM262 173V172H261ZM264 173V172H263ZM187 174V173H186ZM185 174V175H186ZM200 174V173H199ZM26 175H28V176H26ZM182 175V174H181ZM188 175V174H187ZM186 175V176H187ZM215 175V176H214ZM249 175V174H248ZM262 175V174H261ZM264 175V174H263ZM183 176H184V172H183ZM196 176H198V175H196ZM201 176V175H200ZM204 176H202V177H204ZM255 176V175H254ZM201 177V178H202ZM206 177V176H205ZM243 177H244V179L246 180V181H244V179H243ZM195 178V177H194ZM199 177H197V179H198ZM252 178V177H251ZM255 180L257 179V178H255V177H253ZM189 179H191V178H189ZM188 179V180H189ZM204 179V178H203ZM202 179V180H203ZM248 179V178H247ZM253 179V180H254ZM259 179V178H258ZM121 180V179H120ZM119 180V181H120ZM148 180H150V177H149V179ZM199 180H201V179H198V181ZM123 181V180H122ZM185 181V180H184ZM197 181V182H198ZM259 182H260V180H258ZM21 182V183H20ZM121 182V181H120ZM196 182V181H195ZM257 182V181H256ZM255 182V183H256ZM259 182H257V183H259ZM125 182H123V184H124ZM205 183V182H204ZM253 183V182H252ZM15 184H13L14 186H16ZM121 183H119V185H120ZM123 184H121V186L123 187ZM126 184V183H125ZM149 184V183H148ZM199 183H197V185H198ZM254 184V183H253ZM252 184V186H254ZM260 184H261V182H260ZM263 184V183H262ZM12 185V186H13ZM118 185V186H119ZM208 185V184H207ZM169 186V187H170ZM173 186V187H174ZM224 186H227V185H224ZM223 186V187H224ZM257 186V185H256ZM259 186V185H258ZM125 187V186H124ZM158 187V186H157ZM161 187V188H162ZM260 187V186H259ZM259 187H257V189H259ZM22 188L23 189H25V188H27V190L29 191V193H31L32 195H30L28 192H26L25 193V191L23 190L22 191ZM152 188H151V190L150 191H152ZM165 188V187H164ZM175 188H177V186L175 187ZM218 188V187H217ZM220 188H218V189H220ZM9 189H7V190H9ZM154 189V188H153ZM158 189V188H157ZM157 189L155 190V192H158V193H160L159 191H157ZM172 190H173V188H171ZM178 189V188H177ZM183 189H181V191L183 190ZM253 189V188H252ZM254 189H255V187H254ZM11 190H9V192L11 191ZM26 190V189H25ZM114 190V191H113ZM119 190H121V188L119 189ZM149 190V189H148ZM169 190H170V188H169ZM169 190H167L166 189V191H169ZM237 190V191H236ZM256 190V189H255ZM260 190V189H259ZM122 191V190H121ZM149 191V192H150ZM171 191V190H170ZM169 191V192H170ZM231 191V190H230ZM256 191H258V190H256ZM255 191V192H256ZM262 191V190H261ZM21 192H19V193H21ZM23 192L26 194V197H27V193H28V197L29 198H22L23 196L25 197V195H23ZM225 192V191H224ZM233 192V191H232ZM239 192H240V194H239ZM264 192V191H263ZM8 193V192H7ZM153 193V192H152ZM173 195H174V197H179V196H181V195H179V196H177L175 193L176 192H174L173 191ZM146 194V193H145ZM144 194V195H145ZM154 194H156V193H154ZM162 194H163V192H162ZM259 194V193H258ZM4 195H6L5 196V198H4ZM42 195V196H41ZM158 195H161V194H158ZM168 195V194H167ZM170 195H171V193H169V197H170ZM172 195V196H173ZM241 195V196H242ZM257 195V194H256ZM255 194H254V196H256ZM262 196H263V194H261ZM19 196V197H18ZM40 196L43 198V200H42V198H40ZM148 196H150L149 194H148ZM154 196V195H153ZM152 195H151V197H153ZM156 196H157V194H156ZM185 196V197H184ZM203 196V197H204ZM224 196L226 197V199H228L227 200V202H229V201H232L233 202V204H234V202H236L235 204H237V205H241L242 204V206H241V208L244 210V212H245V209L248 211V215L245 213V215H247V216H245V215H243V217L245 216L247 219L245 220L244 218V221H240L239 222V226L241 225L242 227H237L236 225H238V221L237 222H235V221H233V220H236V219H242V216L240 217V215L242 214V213H238V211L239 212H241L240 210V208H239V210L237 209V211H236V209L234 210V208H235V206L236 205H234V207H233V209L230 207V206H228V204H225L224 203V201L223 200H226V199H223L224 198ZM236 196V195H235ZM236 196V197H237ZM245 197L247 196V194L246 195H244ZM244 196H242V197H244ZM261 196V197H262ZM145 197V196H144ZM257 197H260V196H257ZM11 198V197H10ZM21 198V199H20ZM181 198V197H180ZM184 198H186V199H184ZM252 198H253V196H252ZM254 198H256V197H254ZM7 199V198H6ZM9 199V198H8ZM18 199H20L19 201H18ZM156 199V198H155ZM197 199V198H196ZM244 199V198H243ZM242 199V200H243ZM250 199V198H249ZM264 198L262 197V200H263ZM4 200V201H3ZM129 200H130V198H129ZM157 200V199H156ZM156 200H154L155 202H157ZM163 200V199H162ZM170 200V199H169ZM187 200V201H186ZM257 200V199H256ZM10 201V200H9ZM135 201H137V199L135 200ZM171 201V200H170ZM181 201H183V202H181ZM204 201V203L203 204H206V202ZM249 201V200H248ZM257 201H259V200H257ZM257 201H255L256 203H257ZM6 202V201H5ZM7 202H8V200H7ZM14 202V201H13ZM101 202V201H100ZM99 202V203H100ZM128 202V201H127ZM226 202V201H225ZM226 202V203H227ZM12 203V202H11ZM260 203H262V201H260ZM5 204H7V203H5ZM44 204V205H45ZM83 204H84V206H83ZM103 204V203H102ZM140 204V203H139ZM139 204H138V206H139ZM157 204V203H156ZM232 204V203H231ZM232 204V205H233ZM11 205V204H10ZM10 205H8V206H10ZM17 205V204H16ZM38 205V206H39ZM148 205V204H147ZM153 207H152V206ZM230 205V204H229ZM251 205H252V203H251ZM254 205H256V204H254ZM258 205V204H257ZM256 205V206H257ZM259 205H261V204H259ZM264 205V204H263ZM19 206V205H18ZM17 206V207H18ZM24 206V205H23ZM93 206H91V207H93ZM245 206V205H244ZM262 206V205H261ZM20 207V206H19ZM86 207V206H85ZM146 207H148V206H146ZM252 207V206H251ZM250 207V208H251ZM255 207V206H254ZM21 208V207H20ZM23 208V207H22ZM48 210L47 211H51L52 209H49L48 207H46ZM45 208V206H44V209H46ZM90 208V207H89ZM96 208V207H95ZM104 208H106V207H104ZM137 208H139V207H137ZM140 208H141V205H140ZM142 208H144V206L142 207ZM142 208H141V210H142ZM262 209H263V207H261ZM6 210H7V208H5ZM17 209V208H16ZM38 209V208H37ZM41 208H39V210H40ZM87 209V208H86ZM99 209H100V207H99ZM102 209V208H101ZM28 210V209H27ZM33 210V209H32ZM53 210V211H54ZM89 210V209H88ZM140 210V212H142ZM242 210V211H243ZM9 211H11L10 210V208H9ZM23 211H24V209H23ZM22 211V213H24ZM26 211V210H25ZM33 211H35V210H33ZM32 211V212H33ZM37 211V210H36ZM52 211V212H53ZM80 211V212H79ZM92 211H94L93 209H92ZM102 211V210H101ZM101 211H98L97 210V212H100L101 213ZM104 211H106L105 209H104ZM107 211H106V213H107ZM149 211V212H148ZM150 211L152 212L151 213V215H150ZM246 211V212H247ZM252 211V210H251ZM264 211V210H263ZM17 212V211H16ZM20 212V211H19ZM87 213H88V211H86ZM85 212V213H86ZM103 212V211H102ZM254 212V213H255ZM258 212V213H257ZM13 213V212H12ZM28 213V212H27ZM54 213V212H53ZM75 213V212H74ZM73 213V214H74ZM82 213H83V211H82ZM86 213V214H87ZM110 213H112V212H110ZM262 213V212H261ZM260 213V214H261ZM6 214L8 215V216H6ZM20 214H21V212H20ZM29 214H30V211H29ZM29 214H26V215H28L29 217L28 218H30V216H32V217H34L35 216V214L34 215H32V213H31V215H29ZM38 213H36V215H37ZM84 214V213H83ZM82 214V215H83ZM90 214V213H89ZM99 214V213H98ZM161 214H163V215H168V216H162ZM176 214H182V215H184V217H185V215H187L186 217H188V216H194L195 218L196 217H198L197 219H198V221H197V223H195L194 224V222L193 223H191L192 221H189V223L190 224H194V225H196L197 227H198V229H196L197 227L196 226H194V227H192L193 228V230H195L194 232L192 231V229H191V227H190V225H189V228H188V225H187V223L186 222H188V219H187V221H186V218H184L182 215H180V217L182 216V220L183 219H185V220H183V221H186V222H184V223H186V224H184V223H180L182 226H178V224H175L176 222H177V220H176V217H172V216H176ZM244 214V213H243ZM25 215V214H24ZM41 215V214H40ZM39 215V216H40ZM48 216H49V213L47 214ZM76 215V214H75ZM113 215H115V216H113ZM149 215H150V219H148L149 218ZM161 217H163V218H161ZM220 216L221 217V215L223 216V217H225L224 218V220L226 219V222H228L227 220L229 219L228 218V216L227 215H229V217H230V219H232L233 218V222H235L234 223V227H232L231 225H230V220H229V224L227 223H225V225L226 226H228V227H232V228H235V229H233L234 231L236 230V228H243V227H245L246 228V225H247V223H251L253 220H251V219H254V220H256V221H253L254 223H256V225L257 224H260L261 223V229L259 228L260 227V225H259V227H258V229H260L259 231H261V233L258 231V229L257 228H255V229H257L256 231H258L260 234L257 236L256 235V233H258V232H256L255 230H254V227L256 226V225H254V223L252 224L251 223V225H252V227H253V225H254V227L252 228V227H250V228H252L251 230L253 231L252 233H255V236L254 235H250V231L251 230H249V229H246L247 231H249V235H250V238H249V236L247 237L246 236V234L244 235L243 234V232H242V234H243V237H241L239 234V232H240V229H238V230H236L237 232H238V234H237V236L236 237H231L232 239H230L229 238V234L227 235V237L226 236H224V235H226V232H225V225H224V223H222L220 220H222V221H224L223 219H221L220 218V220H219V217L218 216ZM224 215H226V216H224ZM251 215V216H250ZM261 215H263V214H261ZM10 216V217H9ZM17 216H18V214H17ZM23 215H20V217H22ZM42 216H40V218L42 217ZM134 216H136L135 218H134ZM255 216V217H254ZM65 217V218H66ZM73 217V216H72ZM80 217V216H79ZM85 217V218H84ZM84 217H82V218H84V219H86V215L84 216ZM89 217V216H88ZM190 217H189V219H190ZM218 217V218H217ZM222 217V218H223ZM232 217V218H231ZM15 218V217H14ZM24 218V217H23ZM22 218V219H23ZM25 218H27V217H25ZM24 218V220H26V222H27V219H25ZM38 219V215L36 216V219H38V220H36L37 221V224H38V221H40L41 219ZM43 219H44V217H42ZM70 218H71V216H70ZM81 218V217H80ZM110 218V219H111ZM172 218H175V220H176V222L174 221V220H172ZM236 218V219H235ZM257 218H258V216H257ZM13 219V218H12ZM21 219V218H20ZM19 219V220H20ZM31 219V218H30ZM33 219V218H32ZM42 219V220H43ZM61 219V220H60ZM63 219H64V216H63ZM75 219V218H74ZM77 219V218H76ZM177 219L178 220H180V218H179V216L177 217ZM192 219V218H191ZM251 221H250V220ZM11 220V221H10ZM23 220V221H24ZM35 220V219H34ZM45 220V219H44ZM65 220H67V219H65ZM65 220L63 221L64 223L63 224H69L68 223V220H67V222L65 223ZM89 220V219H88ZM145 221L146 223H148V221ZM150 220V221H151ZM181 220V221H182ZM196 220V219H195ZM248 220L250 221V222H248ZM18 221V220H17ZM17 221H16V223H17ZM36 221H34L35 223H36ZM81 221V220H80ZM83 221H85V220H83ZM107 221H109V219L107 220ZM149 221V222H150ZM231 221V222H232ZM247 221V222H246ZM259 221H261V222H259ZM11 222V223H10ZM15 222V221H14ZM19 222V221H18ZM21 222V221H20ZM25 222V221H24ZM29 222V221H28ZM33 222V223H34ZM43 222V221H42ZM45 222V221H44ZM69 222H72V221H69ZM87 222V221H86ZM85 222V223H86ZM111 222V221H110ZM113 222H111V223H113ZM145 222L143 223V224H145ZM180 222V221H179ZM16 223H14V224H16ZM52 223V224H51ZM76 223V222H75ZM82 223V222H81ZM110 223V224H111ZM151 223V224H152ZM237 223V224H236ZM22 224V223H21ZM24 225H25V223H23ZM27 224V223H26ZM31 224H32V222H31ZM30 224V225H31ZM35 225V228H40V226L42 227V223L40 222L39 223V225ZM70 224H72V223H70ZM69 224V225H70ZM89 223H87V225H88ZM232 224V223H231ZM12 226H13V224H11ZM24 225H21V226H24ZM28 225V224H27ZM27 225H25V226H27ZM73 225H74V222H73ZM73 225H70L71 226V228H73ZM77 227V230H78V227H79V225L80 224H75ZM75 225H74V227H75ZM85 225V224H84ZM90 225V224H89ZM88 225V226H89ZM148 225V224H147ZM184 225H186V226H184ZM230 225V226H229ZM233 225V224H232ZM9 226V227H8ZM29 226V225H28ZM36 226H38V227H36ZM42 227L41 229H42V231H44L45 229L47 230V227L45 228V227ZM66 226V225H65ZM149 226V225H148ZM151 226V225H150ZM154 226V225H153ZM223 226H225L224 227V231L223 232H225V234L224 233H222V231H221V228L223 227ZM236 226V227H235ZM249 226H250V224H249ZM248 226V227H249ZM31 227V226H30ZM33 227V226H32ZM68 227V226H67ZM81 227V226H80ZM92 227V224H91V226L89 227V228H91ZM145 227H146V225H145ZM157 227V228H158ZM226 228V229H228V231L230 230L229 228ZM230 227V228H231ZM247 227V228H248ZM8 228H10L11 229V233L9 232L10 230H8ZM34 228V227H33ZM43 228H45L44 230H43ZM69 228V227H68ZM85 228V227H84ZM95 228V227H94ZM195 228V229H194ZM231 228V229H232ZM264 228V227H263ZM8 230L7 231V234H5L6 233V231L5 230ZM26 229V228H25ZM31 229V228H30ZM66 229V228H65ZM70 229V228H69ZM81 229H83V228H81ZM86 229H88V228H86ZM93 229V228H92ZM91 229V230H92ZM146 229H148V228H146ZM151 229V228H150ZM33 230V229H32ZM45 230V231H46ZM71 230V229H70ZM72 230H74V229H72ZM80 230V229H79ZM91 230H89V231H91ZM109 230H111V229H109ZM153 230V229H152ZM164 230V231H165ZM219 230H220V232H221V234H222V236H220V234H219ZM233 230L231 231L232 233H233ZM28 231H30V230H28ZM35 231V230H34ZM92 231H95L94 229L92 230ZM104 231V230H103ZM143 231V230H142ZM151 231V230H150ZM163 231V230H162ZM174 231H173V233H174ZM229 231V232H230ZM235 231V233H237ZM247 231H246V233H247ZM144 232V231H143ZM157 232V231H156ZM168 232H170V231H168ZM172 232V231H171ZM245 232V231H244ZM264 232V231H263ZM24 233H25V231H24ZM27 233V232H26ZM31 233V232H30ZM36 233V232H35ZM34 233V234H35ZM37 233H38V231H37ZM39 233H41L40 231H39ZM42 233H44V232H42ZM78 233H79V236H80V232L78 231L77 232V237H79L78 236ZM81 233H82V231H81ZM85 233H86V231H85ZM88 233V232H87ZM86 233V234H87ZM93 233V232H92ZM95 234L94 235H96L97 233L96 232H94ZM176 233V232H175ZM251 233V234H252ZM4 234L7 236L6 238H5V236H4ZM28 234V233H27ZM46 235V237H47V235H48V237H49V233L47 234V232L45 233ZM148 234V233H147ZM151 234V233H150ZM150 234H149V236H150ZM164 234V233H163ZM169 234V233H168ZM224 234V235H223ZM264 234V233H263ZM262 234V235H263ZM14 235V234H13ZM12 235V237H14ZM43 235V234H42ZM41 235V236H42ZM84 235V234H83ZM88 235V234H87ZM93 235V234H92ZM98 235H99V233H98ZM102 235V234H101ZM100 235V236H101ZM107 235H109L108 237H107ZM152 235V234H151ZM153 235H154V232H153ZM156 235V234H155ZM162 235V234H161ZM166 235V234H165ZM164 235V236H165ZM170 235V234H169ZM180 235H182V234H180ZM232 235V234H231ZM236 235V234H235ZM234 235V236H235ZM261 235V236H262ZM33 236H36V235H33ZM44 236V235H43ZM66 236V237H65ZM74 236H76V234L74 235ZM73 236V237H74ZM85 236V235H84ZM90 236V235H89ZM144 236H145V234H144ZM157 236V235H156ZM160 236V235H159ZM163 236V237H164ZM183 236H182V238H183ZM225 237V239H227V238H229L231 241L233 240V242L232 243H228V247L227 248H229V244L231 245V244H235L234 246H235V252H230V250L229 249H231L233 246H230L231 248H229V249H227V252H226V250H225V248H224V246H223V244H224V242H223V240H224V237ZM245 236V237H244ZM39 237V236H38ZM46 237H45V239H46ZM47 237V238H48ZM81 237H82V235H81ZM96 237H97V235H96ZM152 238H153V236H151ZM162 236H161V238H163ZM180 237V236H179ZM223 237V238H222ZM263 237V236H262ZM261 237V238H262ZM5 238V239H4ZM37 238V237H36ZM80 238V237H79ZM97 238H99V236L97 237ZM101 238V237H100ZM105 238V239H106ZM146 238V237H145ZM148 238V237H147ZM161 238H159V240L161 239ZM167 238V237H166ZM169 238L171 239V236H169ZM169 238H167V241H169ZM175 238V237H174ZM178 238V237H177ZM71 239H72V242H71ZM70 239V242L68 243V244H71V243H73L74 241L73 240H76L75 239V237H74V239L73 238H71ZM94 238L92 237V239H89V240H93ZM155 239V238H154ZM172 239H173V237H172ZM176 239V238H175ZM174 239V240H175ZM79 240H81V238L80 239H78V242H77V240H76V242H77V245H79L78 243L79 242H81V241H79ZM133 240V243L131 242ZM138 240V241H137ZM146 241H147V239H145ZM149 240V239H148ZM156 240V239H155ZM164 241H166L165 239H163ZM162 240V241H163ZM178 240V239H177ZM182 240V239H181ZM180 240V241H181ZM228 240V239H227ZM227 240H225V241H227ZM229 240V241H230ZM5 241V242H4ZM69 241V240H68ZM98 241V240H97ZM135 241V242H134ZM141 241H142V239H141ZM179 241V242H180ZM230 241V242H231ZM15 242H17V239L15 240ZM44 242H46V241H44ZM47 242H48V239H47ZM46 242V243H47ZM66 242V243H65ZM75 242V243H76ZM94 242V241H93ZM99 242V241H98ZM139 242V243H138ZM175 242H176V240H175ZM183 242V241H182ZM228 242V241H227ZM14 243V242H13ZM83 243V242H82ZM84 243H85V241H84ZM95 243V242H94ZM93 243V245H91V244H89V246L90 247H93V250H94V247H95V250H96V247L98 248L99 246H97V245H99V244H94ZM156 243V242H155ZM165 243V242H164ZM8 244V243H7ZM60 244V245H59ZM64 244V245H63ZM88 244V243H87ZM141 244V245H140ZM145 245V247L143 246V245ZM148 244H149V242H148ZM151 244V243H150ZM167 244V243H166ZM166 244H163V243H161V245H166ZM174 244H177V243H174ZM227 244V243H226ZM16 245V244H15ZM51 245V246H52ZM63 245V246H62ZM67 245V246H66ZM72 245V244H71ZM86 245V244H85ZM96 245V246H95ZM152 245V244H151ZM150 245V246H151ZM158 244H156V246H157ZM46 246H48V245H46ZM50 246V245H49ZM48 246V247H49ZM50 246V247H51ZM60 246H61V248H60ZM65 246V248H64V250H62V247H64ZM73 247L72 248H74V245H72ZM80 246V245H79ZM100 246V247H101ZM153 246V245H152ZM155 246V247H156ZM159 246V245H158ZM173 246V245H172ZM181 246V245H180ZM5 247V248H4ZM86 247H88V245H86ZM89 247V248H90ZM99 247V248H100ZM102 247V248H103ZM109 247V248H110ZM148 247V246H147ZM161 247V246H160ZM168 247H169V243H168ZM175 247V246H174ZM177 247V246H176ZM183 247H185V246H183ZM225 247H226V245H225ZM8 248H10V247H8ZM11 248H13V247H11ZM10 248V249H11ZM46 248V247H45ZM66 248V251L68 250ZM75 248H76V244H75ZM98 248V249H99ZM101 248V249H102ZM163 247H161V249H162ZM166 248H167V246H166ZM179 249H181V247H178ZM178 248H176V249H178ZM234 248V247H233ZM232 248V249H233ZM50 251H52L50 248H48ZM54 249V248H53ZM156 249V248H155ZM164 249H165V247H164ZM178 249V250H179ZM190 249V250H189ZM13 249H11V251H12ZM45 250H47V249H45ZM92 249H89V250H87V252H91L92 253V251H91ZM163 250V249H162ZM187 250H189V251H187ZM229 250V251H228ZM145 251L149 254L147 257H145ZM159 251H161L160 249H159ZM172 251H173V249H172ZM177 251V250H176ZM232 251H234V250H232ZM48 252V256H49V251H47ZM54 252V251H53ZM68 252V251H67ZM94 252V251H93ZM141 252V253H140ZM154 252H156V251H154ZM175 252V251H174ZM11 253V252H10ZM55 253H56V249H55ZM140 255H139V254ZM143 253V254H142ZM146 253V254H147ZM153 253V252H152ZM157 253V252H156ZM164 253V252H163ZM172 253V252H171ZM178 253V252H177ZM182 253V254H183ZM188 253V254H189ZM56 254H60L59 252L58 253H56ZM93 254V257H92V255L90 256V258L92 257L93 258V262L94 263H96L97 262V260L95 261L94 260V256H96L97 257V255H94L95 253H92ZM138 254V255H137ZM161 254V253H160ZM46 255V254H45ZM55 255V254H54ZM64 255V256H63ZM158 255V254H157ZM174 255V254H173ZM181 255V254H180ZM3 256H4V258H3ZM9 256V255H8ZM12 257H13V255H11ZM10 256V258H12ZM15 256V255H14ZM18 256V255H17ZM17 256H15L16 257V259L18 260V258H20V256H18V258H17ZM58 256H60V255H58ZM86 256L87 257H85V258H88V255L86 254ZM154 256V255H153ZM165 256V255H164ZM191 256V257H190ZM26 257V256H25ZM50 257H51V255H50ZM79 257H81V258H79ZM14 258V257H13ZM46 258V257H45ZM57 258H59V257H57ZM66 258V259H67ZM77 258V259H76ZM79 258V259H78ZM91 258V259H92ZM124 258H122V259H124ZM150 258H152V256H150ZM153 258H155V257H153ZM159 258V257H158ZM157 258V259H158ZM15 259V258H14ZM48 259H49V257H48ZM65 259V260H66ZM91 259H89L90 260V263H89V260L88 259H86V260H88V262L87 263H85V264H93V262L91 261ZM121 259V258H120ZM120 259H119V261H120ZM122 259H121V261H122ZM133 259V260H132ZM136 259V260H137ZM141 259V260H140ZM156 259V260H157ZM161 259V258H160ZM159 259V260H160ZM166 259V258H165ZM186 259V260H187ZM6 260V259H5ZM17 260H13L12 259V261H16V262H14V264L16 263V264H20V263H18L17 262ZM21 260H23V259H21ZM28 260V259H27ZM51 260V259H50ZM53 260H55V259H53ZM64 260V261H65ZM85 260V259H84ZM125 261H127L126 259H124ZM151 260H155V259H151ZM56 261V260H55ZM54 261V262H55ZM60 263H61V259L60 260H58ZM57 261V262H58ZM63 261V263H67L68 261H66V262H64ZM74 261V262H75ZM105 261V260H104ZM120 261V262H121ZM158 261V260H157ZM6 262V261H5ZM53 262V261H52ZM58 262V263H59ZM70 262H68L69 264H71ZM73 262V263H74ZM86 262V261H85ZM92 262V263H91ZM123 262V261H122ZM136 261L134 260V263H135ZM10 263V262H9ZM23 263V262H22ZM59 263V264H60ZM62 263V264H63ZM67 263V264H68ZM118 263V262H117ZM126 263V262H125ZM130 263H128V264H130ZM137 263V262H136ZM153 263H156V262H154L153 261ZM158 263H159V261H158ZM181 263V264H182ZM13 264V263H12ZM55 264V263H54ZM97 264V263H96ZM98 264H99V262H98ZM102 264H106L105 262L103 263L102 262ZM133 264V263H132Z\"/></svg>", "mask_w": 264, "mask_h": 264}, {"label": "rangeland", "instance_id": "obj_2", "mask_svg": "<svg viewBox=\"0 0 264 264\" xmlns=\"http://www.w3.org/2000/svg\"><path fill=\"white\" fill-rule=\"evenodd\" d=\"M13 1V2H12ZM22 0H20V2H21ZM24 1V3L26 4V3H28V2H26L25 0H23ZM22 1V2H23ZM28 1V0H27ZM89 1V3H92V5H93V7L97 10V13H96V10H94V8H93V10L91 11V15H93L94 16V19H92L94 22H95V24L97 25V24H99V25H95L94 24V22H91V24H90V26H92L93 24L95 25H93L92 26V30L93 31H96V32H94V34H93V32H92V34H91V40L93 41V38H94V43H95V45H97V47H98V49H97V47H95V49H97L98 50V52H99V55L101 56L100 57V60L102 61V62H104V63H114L115 65L116 64H118L119 62V66L118 65H116V68L117 69H115L114 71H111V73L110 74H108L110 77H111V80L112 81H114L117 85L119 84V85H123L127 90H129V91H134L133 93H134V95H135V97H137L138 98V100H139V102L137 103V110H136V112H134L133 114H137V116H138V121L137 122H130L129 120H127L128 121V124H126L127 122H126V119H123V117H122V122L124 121L125 122V124L124 123H122L121 122V120H119V119H116L115 121L117 122H115V126H116V128H114L115 129V133H113L114 134V136L115 137H117V138H115V137H112L113 135L111 134V136H108V134L106 135L107 137H112V138H110L111 139V141H112V143L114 142V144L117 146V149H116V151H118V152H120V154H121V156L123 157V159H125L126 161V163H128L127 164V166H128V168L126 169L125 168V166L123 165L122 167H123V169H126V170H123V169H121L120 168V172H118V174L119 175H117L118 177L120 176V178H119V180L121 181H119V180H117V182H116V186L113 188L114 190L116 189V187H118V192H117V189L114 191V192H116V194H122L123 195V197H125L124 198V200H125V204H126V206H128L129 204L131 205V206H129V207H132V204L134 205L133 207H135L136 205V209H134L133 210V213H134V215L136 214V212H137V214H138V216L140 215L139 213H142V215L143 214H146L147 212H146V209L148 210L149 209V207H150V204H153V203H155V204H153V205H159L158 204V200L160 199V203L162 202V203H164V201L165 200H167L168 199V201H165V203L166 202H170L171 204H173V202L175 203V201H177V202H179L178 200H183L182 198V195L181 194H183V193H186V191L184 192V190L185 189H183V187H181L180 186V188L178 187V185L176 184V186H177V188H175L176 186H174L175 184H173V185H163V187L162 186H160V185H155L153 188H152V186H151V179H152V182H153V178L151 177V175H152V172H150L149 173V177H150V180H148L149 179V177H148V179L145 177V175H143L142 173H139V171L143 168V166H144V160L143 159H145V158H143V157H146V155H148V154H151L152 152L155 154V152H157L155 155H156V157L158 156H160V157H163V158H165V159H169V161H173V162H175L176 163V166L178 165L179 167L178 168H180L179 169V172H180V175H179V177L181 178L180 179V182L182 183V182H184V183H190V184H192L191 182H193V184H192V186L194 187V188H196V196H195V201L196 200H198V198L200 197V195H203L204 196V193L203 192H205V191H201L202 193L201 194H199L198 195V193H200V192H198V186H199V191L201 190V188H202V186L204 187V185H205V187H212L213 188V190H214V188H215V186L213 187V182H214V185H215V183H216V188H215V191L217 192V193H220L218 190H220L221 192H223L222 194L223 195H226L227 194V196L229 197V196H231V198L229 199L227 196V198L229 199V200H232L233 198H232V196H234V200L233 201H237L239 204H240V202L238 201V200H240L241 201V203H243V202H245L244 200H246L247 199V197H248V193L250 194V192H251V194H257L256 196H254V194L252 195L253 196V198H252V196H249L248 197V200L246 201V203H248L247 205L244 203V205H243V207L242 208H246V206H247V209H248V211L250 210V214L251 215H256V212L253 210L254 208H255V210H259V209H257L258 208V206H259V208L261 209L260 211L262 212H260L261 214H263V215H261L260 213H258V215H256V220H263L264 219V199L262 200V197L264 198V166H263V164H264V159H262V158H264V155H262L261 153H263L264 154V149H263V147H264V145H263V143H264V133L263 132H261L262 130L264 131V117H262V116H264V100H263V102L261 101V99L262 98H264V95H262V93L264 94V78L262 77H259V73L261 72V70H260V68H258V67H260V63L258 64L257 63V61H255L254 62V64H255V67H252V73L250 72V74H252V75H250L249 74V78H250V80L251 79H253L252 80V84H253V88H252V91H251V93H249V94H247V93H245L244 92V89L243 88H241V86H240V89H239V86L237 85V88H234V87H236V86H234V84H231V85H229V87H228V89H227V91L225 92V97H226V99H227V104H229V105H227V107H226V103L224 104V102H221V100L220 99H218L217 98V102H215V103H213L212 105H214V106H216L217 105V103H219V105H217V107L216 108H214V109H211L210 111H208V112H210V113H212L211 115L208 113V114H206L205 115V117L206 116H208V118L207 119H212V121L214 120H216V119H218V117H219V115H221L223 112L222 111H225V110H227L228 109V107L229 108H233L234 109V111H236V112H243L241 115H243V117L242 118H244V119H247V117L249 118V120L250 119H254V120H256L257 122L255 123V124H257V123H259V124H263L262 126L261 125H256V128L257 129H259V127H262V130H257V129H254V130H256L257 132H259L257 135L259 136H257L256 134H255V132L256 131H253L252 129H250V131L252 132H254V134H255V136L256 137H254L255 139L256 138H260V136L262 137V138H260V140H258V139H256V140H254V138H253V140L254 141H252L251 142V140H247L245 143H243L242 144V146L243 145H245L244 147H242V148H240L241 150H239L240 152H238L239 153V155H241V156H239V155H237L238 153H236V157H235V154H234V156H233V154L231 153H227L229 150L227 149L228 147V143H227V145H226V143H224V141H226V139H223L224 141H223V143L221 142L222 141V139L220 138L219 139V137H218V135H215V137H214V135H211V137L209 138V139H211L212 141L213 140H216V138H217V141L216 142H213V144H217V146L219 145V143H221V144H223L222 145V147L220 148V149H223V150H219L218 149V153H220V155L218 154H216L215 156L213 155V153L212 154H210V155H204V157H202L201 156V153H200V156L199 155H196V153L195 152H193V151H195V150H193L192 149V151L191 150H189V149H191L189 146V148L188 147H186L185 146V144L183 145V144H181V146H180V150H181V152H179V153H176L174 150H170V147L172 146V148L175 146L174 144H177V143H173L175 140L176 141H180V139H178L177 140V138L180 136L179 134V132H177V133H175V135L177 134V137H176V139L174 140L173 139V137L174 136H172V135H174V127L176 126V124H178L179 123V125L180 126H182L181 124H180V122H176V123H174L175 122V120H174V118H175V116L173 117V113H172V111L173 110H170V108H165L164 106L166 105V107H167V105H169L170 107L172 106V103H170V102H172L170 99H161V100H159L161 97H158L157 96V94H158V89H160L157 85H156V81H157V83H158V74L159 73H161L162 71H163V69L165 68H163L162 70H161V66H164V65H166V63L165 64H163V63H160V62H164V61H161V59H160V57H159V55L155 52V48H151L152 49V51H150V46H149V48H148V46H145L146 48H148V50L144 47V46H142V47H136V46H132L131 47V45H132V43L130 42V40H129V34L126 32L127 30H125V23H123V21H125L126 19V17L124 18V17H122L123 15H125V14H122V13H126V15H128V17H130V20H126V21H133V19H135V18H133V17H135L136 16V13H134V11H136L135 10V7L133 6V4H132V0H118V2L119 3H117V2H115L114 0H113V2L110 0H105V2L107 3H105V2H103V0H88ZM109 1V2H108ZM163 1V4H164V6L166 7V9H168L167 11H172L173 9H176V8H182L184 11H190L191 12V10L193 9L192 7H190V6H188L187 4L185 5V4H181L180 5V3H182V2H180V0H162ZM2 2H6V5H5V3H2ZM66 1L65 0H38V2L36 1L35 2V4H36V7H34V6H30V2L28 3V4H26V5H28L29 7H31V10L30 9H27V8H29L28 6H27V8H26V5L25 4H23V7L21 6L22 4L21 3H19V1H16V0H6V1H4V0H0V8H2V6H3V9L6 7V8H8L7 10L9 11H7L6 10V8H5V12L3 11V15H1V12H0V16H2V17H0V37H2V39H0V41L1 40H3V45H4V47H3V45H2V50H1V52H3V50H4V52L6 51V50H9L8 51V53L7 54H11L10 55V57L12 58L13 57V54L16 56V58L18 57V55L20 56V55H23V53H24V55H27V54H31V53H33L34 51H33V47L31 46V45H33L34 46V49H38L39 47L41 48V46H43L44 45V48H45V50H44V48L42 47L41 48V50L42 51H44L43 52V54H44V56H45V58H43L44 56H43V54H42V51L41 52H39V55L40 56H42L40 59L41 60H46L47 62H49V65H48V63H46V65H48L50 68L52 67L53 68V70H54V73H55V79L57 80H55V83H57L58 82V87H57V91H59L60 90V92L58 93L61 97H59V95H57V92H55L54 90H53V88L51 89V85L53 84L52 82L50 83V85H49V80H45V83H44V81H39V80H41V78H38L37 79V77L38 76H36L35 74V69L33 70V71H31L32 69H31V67H29V66H31L30 64V62H29V60H28V58H26V56H22V58L21 59H24L23 57H25V60L27 61L28 60V62H25L24 63V65H22V67H19V65H17L18 64V61H17V66L15 65V63H14V65H12V63H13V61H10V60H6L5 62H4V64H5V69H4V67L2 68L3 70H5V72L2 70L1 72H0V82L2 83H0L1 85V87L0 88H2V89H0V100H1V102H2V104L0 103V127H4L3 129L2 128H0L1 130H0V143H2V144H0L1 145V150L2 151H0V153H2L3 152V150H4V152H3V154H10L11 153V148H10V146H9V144L11 145V143H12V147H13V145H15L16 147H17V149H19L21 152H22V154H21V152L19 151V152H17L16 153V155L19 153L22 157H23V152H24V156H26L25 157V161H24V163L22 164L23 166H24V164L26 163V164H29V165H31V164H33V163H31V162H29L30 161V157L28 158V156H30V154H31V158H33L34 157V162L35 161H37V158H36V156L35 155H37V153H36V149H38L37 147H36V145H38V143L37 142H39V140H40V144L42 143L41 142V139H39V140H35V139H32V143H33V141H37L36 142V145L33 147V145H34V143H33V145H31L30 144V146H28L29 145V142L30 141H28V142H26L27 140H25V139H23L24 137L23 136H25L26 134L25 133H27V132H33L32 134L34 135V132H35V134H36V132L37 133H39V134H41L42 133V131L44 130V128L45 129H47V127H48V129H50V131L48 132V129H47V133L49 134L48 136H49V138L50 137H53V138H51L52 140H55V142H56V146H58L57 147V149H58V151H59V153L62 151V153H60V155H62V157H64V156H66L65 157V159H67V158H69L68 160H66L67 162H69L70 161V159H71V161L72 160H74V159H78L79 161H80V163H82V164H85L86 163V161L88 160V162L86 163V166L87 167H89L88 169L90 170V171H92V170H94L95 169V165H96V163H95V161H98V159L101 157V158H104V157H106L107 155V153H106V151H104V147L100 144V143H102L101 141L102 140H104L103 138H105L106 136H104L105 134L101 131V129L102 128H100L101 126L103 127V120H102V116H101V113H100V111L101 110H99V106L96 104V105H93V106H91V104L89 103V102H87L86 103V100L83 102V103H86L87 105H89V107L86 105V104H83V106H82V108H83V115H82V118H81V122H80V129H79V134H80V141H78V143L76 142V141H73L72 139H71V141H73V142H76V144L75 143H71V141L69 140V138L70 137H72V135H71V131H72V129L70 128V127H68L67 125H66V122L64 121V120H66L67 118H66V116H64V119L62 120V118H63V113H61L62 114V116H61V114H60V112H63V110H64V108L70 103V105H72L71 103H72V98H73V92L71 93V91H74V89L75 88H73V86H68V84L70 83L71 84V82H72V80L71 79H69L68 77L66 78L65 77V69H66V67L69 65V62H70V60L71 59H69V58H71V54H70V50L68 49V43H70V44H72L73 43V41H72V34H73V32L69 29V21L67 20L66 21V19H65V17H64V15H66L64 12H65V10H62L63 9V5H64V3H65ZM128 3L127 5L125 4V3ZM1 3H2V5H1ZM16 3V4H15ZM63 3V4H62ZM102 3H105V4H103L102 5ZM111 3H112V5H111ZM117 3V4H116ZM20 5V9L22 10V11H24L23 13H22V17H20V18H18L19 17V15H18V17L16 16V15H14V16H16V17H14L13 16V12H14V14H15V11H17V9L19 10V8H17V7H19V5ZM34 4V5H35ZM61 4V5H60ZM95 4V5H94ZM125 4V6H123V5ZM170 4V5H169ZM172 4V5H171ZM4 5H5V7H4ZM18 5V6H17ZM185 5V6H184ZM10 6H11V8H14V9H10ZM25 6V7H24ZM120 6V7H119ZM128 6L130 7V8H128ZM214 6H215V10L218 8L217 7V5H216V3H214ZM100 7L102 8V10L100 9ZM114 7V8H113ZM124 7V8H123ZM217 7V8H216ZM126 8H128V9H126ZM134 8V9H133ZM192 8V9H191ZM24 9V10H23ZM33 9V10H32ZM122 10V13H120L119 14V12L118 11H120L121 12V10ZM128 10L127 12L125 11V10ZM170 9V10H169ZM26 10H27V12H29V11H31L30 12V15H28L29 13H27L26 12ZM99 10V11H98ZM134 10V11H133ZM0 11H2V10H0ZM93 11H95V13L93 12ZM108 11V12H107ZM219 11V10H218ZM217 11V12H218ZM6 12H7V14H6ZM95 14H93V13ZM101 13V14H99V13ZM130 12H131V14H130ZM258 11H256V12H253L254 14V18L257 16V15H255V14H258L257 13ZM134 13V14H133ZM149 13H152V14H157L158 12L156 11L155 12V10H154V12L153 11H150ZM164 13V12H163ZM12 14V15H11ZM32 14H33V16H32ZM104 14H105V16H104ZM122 14V16H120ZM130 14V15H129ZM7 15V16H6ZM166 15H167V13H166ZM169 15V14H168ZM15 18V19H13V17ZM24 16V17H23ZM27 16V17H26ZM99 17H101V18H99ZM107 17V18H106ZM11 18V19H10ZM28 18V19H27ZM120 18V20H118V19ZM124 18V19H123ZM26 19H27V21H26ZM99 19V20H98ZM102 19V21H100ZM105 19V20H104ZM110 19L114 22V23H116V27L117 28H115V29H112V31L110 30V29H108V27H110L109 26V24L111 25V22L112 21H110ZM117 19V20H116ZM167 19H168V17L166 18V16L165 17H162V19H161V21L162 22H167ZM13 20V21H12ZM17 20V21H16ZM53 20V21H52ZM97 22H96V21ZM21 21V22H20ZM99 21V22H98ZM105 21H107V22H105ZM30 22H32V23H34V22H39V25H42V26H44V24H45V29L43 28H39V29H34V27L33 26H31L30 24H32V23H30ZM100 22H101V24H100ZM108 22H110L109 24H108ZM26 23H27V25H26ZM48 23H49V25H48ZM52 23V24H51ZM66 25H65V24ZM105 23V25H103V24ZM117 23H119V24H117ZM122 24H124V25H122ZM30 25V26H29ZM47 25V26H46ZM51 25L52 26H54L55 27V29L57 30V35H58V37L56 36V37H54V39L53 38H51L50 40L51 41H53L52 43L50 42H48L49 40H48V38L45 40V37H47L48 36V29H49V27H51ZM102 25V26H101ZM107 25H108V27H107ZM26 26V27H25ZM153 26H154V29H156V30H154V32H151L152 34H150L149 33V35H147L148 36V38L146 39V37H145V42L146 41H148V40H151V38L152 37H156V35H158V34H156V33H158L159 31H157L158 29H159V27L157 26V25H155L154 23H153ZM46 27H48V28H46ZM97 27V28H96ZM100 27H101V29L102 30H100ZM125 27V28H124ZM93 28H95V29H93ZM99 28V30L100 31H98L97 29ZM105 28V29H104ZM47 29V30H46ZM40 30H42L43 32L44 31H47V32H44V33H46V34H44L43 32L41 33V31ZM90 30H91V28H90ZM113 30H115V31H113ZM64 31V32H63ZM117 31V32H116ZM156 31V32H155ZM27 32H28V34H27ZM98 32H100V33H98ZM251 32V31H250ZM33 33V34H32ZM41 33V34H40ZM98 35H97V34ZM102 33V34H101ZM103 33H105V34H103ZM20 34H22V36L20 35ZM25 34H27V36L25 35ZM35 34V35H34ZM95 34L97 35V36H95ZM115 34L116 35H118L119 36V39H127V36H128V39L127 40H124V43H125V45H126V47H124V49H126L127 48V50H124L123 49V46H122V44L120 43V45H119V42L118 41H120L119 39L117 40V41H114L116 38H118V36H115ZM61 35V36H60ZM100 35V39L98 38V39H95V38H97L98 36ZM127 35V36H126ZM19 36H20V38H19ZM24 36H25V38H24ZM28 36H29V38H28ZM31 36V37H30ZM38 36H39V38H38ZM89 36H86V38L87 39H90V37ZM92 36H93V38H92ZM95 36V37H94ZM152 36V37H151ZM36 37V38H35ZM61 37V38H60ZM103 37V38H102ZM121 37V38H120ZM125 37V38H124ZM151 37V38H150ZM18 38V39H17ZM31 38V39H30ZM44 38V42L42 41V42H40L42 39ZM102 38V39H101ZM201 38V39H200ZM198 37V39L196 40V42H194L195 44H194V46H195V48H193L194 50H193V52H197V51H199V54L198 55H201V56H199V57H201V58H199L198 56V59H199V61H200V59H201V61H202V59L205 61L208 57H207V55L205 56L204 54H201V48H203L204 49V42L207 40V39H204L202 36L201 37ZM11 39V40H10ZM23 39H25L26 41H24ZM41 39V40H40ZM86 39V40H87ZM105 39H107V40H105ZM110 40V43H108L109 42V40ZM131 39V38H130ZM213 39H215V38H213ZM22 42H21V41ZM30 42H29V41ZM36 40H37V42H36ZM48 40V41H47ZM101 42H100V41ZM106 42H104V41ZM140 40V39H139ZM203 40V41H202ZM17 41V42H16ZM46 41V42H45ZM61 41V42H60ZM88 41V40H87ZM98 41V42H97ZM128 43V44H126V42ZM131 41H133V40H131ZM142 41V40H141ZM201 41V42H200ZM209 41H212V38L211 39H209ZM245 41H247L246 43H245ZM243 43H245L246 45H247V47H246V51H248V53L245 51V53L246 54H243V57H245V64L248 66L249 64H250V66H248V68H251V66H252V64H253V59L251 60V58H253L257 53L256 52H258L257 51V49H258V43L257 42H255L256 44H254L253 42V40L251 41V40H245ZM249 41H251V42H249ZM256 41V40H255ZM27 42V43H26ZM34 42V43H33ZM117 42V43H116ZM129 42H130V44H129ZM144 42V43H145ZM20 44V46H19V44ZM23 43H24V46H22L23 45ZM33 43V44H32ZM104 43V44H103ZM201 43V44H200ZM242 43V44H243ZM248 43V44H247ZM250 43L252 44V45H250ZM35 44V45H34ZM39 45V46H37V45ZM50 45V44H52L51 46H52V48H50L51 46H48V47H45L46 45ZM62 44H64V45H62ZM67 44V45H66ZM99 44V45H98ZM108 44V45H107ZM111 44V45H110ZM113 44V45H112ZM146 44V43H145ZM203 44V45H202ZM210 44H212V43H210ZM209 43L208 44H206V45H210ZM100 45H102V46H100ZM104 45V46H103ZM107 45V46H106ZM124 45V44H123ZM127 45H129V49H128V46ZM147 45V44H146ZM256 45V46H255ZM14 46H15V48H14ZM31 46V47H30ZM37 46V47H36ZM122 46V47H121ZM19 47V50H21V49H23V51H22V54H21V51H19V50H15V49H17V48ZM24 47V48H23ZM66 47V48H65ZM100 47V48H99ZM114 47H118L116 50H117V52L119 53H116V55H115V48ZM151 47H153V46H151ZM155 47V46H154ZM10 48V49H9ZM31 48H32V51H31ZM62 48H64V50L62 49ZM145 48V49H144ZM197 48V49H196ZM12 49V50H11ZM13 49L15 50V51H17L16 53H14L15 51H13ZM27 49V50H26ZM30 49V50H29ZM57 49H58V51H57ZM63 50V52H61V54H60V50ZM67 49V50H66ZM101 49V50H100ZM113 49V50H112ZM195 49H196V51H195ZM255 49V50H254ZM61 50V51H62ZM111 50H112V52H111ZM121 50V51H120ZM124 50V51H123ZM147 50V51H146ZM154 50V51H153ZM250 50V51H249ZM25 51L26 52H29V53H26L25 54ZM67 51V52H66ZM255 51V52H254ZM2 53L3 55H5V56H7L5 53ZM7 52V51H6ZM11 52V53H10ZM19 52H20V54H19ZM65 52H66V55H65ZM102 52V53H101ZM108 52L110 53V55L108 54ZM122 52V53H121ZM124 52V53H123ZM146 52V53H145ZM152 52H155V53H152ZM252 52V53H251ZM255 53V55L253 56V54ZM67 53H69L70 54V56H69V54H68V56H67ZM112 53H114V55L117 57H115ZM121 53V54H120ZM111 54L113 55V56H111ZM128 54V55H127ZM195 54H197V53H193V56L195 57L196 55ZM104 55H106V57L104 56ZM247 55H249V56H247ZM252 55V56H251ZM60 56V57H59ZM108 56H110V57H108ZM127 56V57H126ZM8 58H9V56H7ZM105 57V58H104ZM120 57V58H119ZM125 57V58H124ZM152 57V58H151ZM196 57V58H197ZM207 57V58H206ZM251 57V58H250ZM10 58V59H11ZM15 57L14 58H12V59H14V62H16V59ZM65 58H66V61H69V62H66L65 61ZM104 58V59H103ZM154 58V59H153ZM11 59V60H12ZM19 59V57L17 58V60ZM125 59V61L127 62H124L123 60ZM127 59V60H126ZM148 59V61H146ZM151 59V60H150ZM159 59V63L161 64V66L159 65V63L157 62V60ZM244 59V58H243ZM256 59V58H255ZM45 60H44V64H45ZM64 61V62H63ZM122 61L125 63V65H124V63H122ZM152 61V62H151ZM154 61V62H153ZM200 61V62H201ZM250 61V63H248ZM156 62L158 63V66L159 67H161L160 69L159 68H156V67H158L157 66V64H156ZM167 62V61H166ZM248 63V64H247ZM11 64V65H10ZM51 64V65H50ZM121 64V65H120ZM163 64V65H162ZM167 64H171V61H170V63L169 62H167ZM153 65H155V68L153 67V69H156V70H158V71H156V72H158V74L155 72V70H153L152 69V66ZM258 65V66H257ZM24 66V67H23ZM28 66V67H27ZM167 66V65H166ZM168 66H171V65H168ZM8 67V68H7ZM11 69H10V68ZM172 68H173V71H175V68L173 67V65L171 66ZM18 68V69H17ZM20 68V69H19ZM23 68V69H22ZM30 68V69H29ZM51 68V69H52ZM124 68H127V69H125V70H123V73H120V72H122V69H124ZM7 69V70H6ZM15 69V70H14ZM76 71L77 70H79V69H77L76 67L74 68ZM120 69V70H119ZM258 69V70H257ZM26 70V71H25ZM29 70V71H28ZM146 70V71H145ZM156 73H154L153 71ZM159 70L161 71V72H159ZM22 71H23V73H22ZM24 71H25V73H24ZM33 72L34 73V75L33 74H31L30 75V73L31 72ZM125 71V72H124ZM152 71V72H151ZM173 71H172V73H173ZM258 71V72H257ZM208 73V75H210V77L209 76H207V74H205V76L203 75V73H199L198 75H196V80H202V79H198V78H201L202 76L201 75H203V79L205 78H207V77H209V78H207L206 80V82H208L207 83V85H206V82L204 81L203 82V80L202 81H200V84H199V81L197 82L194 78V80L196 81V83L197 84H199L200 85V88H203L204 90L203 91H207V90H209L210 89V91L209 92H211V93H213V95H215L216 97H217V93L215 92V90H217V92H218V89L219 88H221V86H222V81H221V78H222V76H221V74L220 73H218V75H217V73L216 72H214L218 77V79H219V81H221V82H219V81H216L217 80V78L214 80V77H216V75H214V73H212L211 71H207ZM254 72H256V74L254 73ZM151 73H153V74H151ZM213 75V81L215 82L216 81V83H214L213 81H211V80H209L212 76H211V74ZM255 75H254V74ZM21 76H20V75ZM119 74H124L123 75V77L124 78H120V77H118V76H120ZM257 74H258V78H256L257 77ZM8 75V76H7ZM12 75V76H11ZM18 75V76H17ZM108 75L106 74V76L105 77H108ZM125 75H126V77H125ZM30 77V79L29 78H27V77ZM31 76H32V78H31ZM35 76V77H34ZM70 76V75H69ZM152 76V77H151ZM207 76V77H206ZM251 76V77H250ZM18 77V78H17ZM118 77V78H117ZM128 77V78H127ZM136 77V78H135ZM155 77H156V79H155ZM158 77V78H157ZM195 77V76H194ZM255 77V78H254ZM6 78V79H5ZM13 78V79H12ZM18 79V80H17ZM70 80V82H69V80ZM136 79V80H135ZM146 79H147V81H146ZM153 79H155V80H153ZM184 80H182V81H185V82H183V86H186V85H189V84H191L190 83V78L188 79V78H183ZM192 78H191V81L193 82L194 80H193ZM204 79V80H205ZM11 80V81H10ZM20 80H22V84H21V86L23 85V83L24 84H27L26 83V81L28 80L29 81V83L31 84V87L29 88L30 89V91H31V89L33 90V91H31V92H29L30 94H28V95H31V96H26V97H23L25 100V102H28V103H25L24 105L21 103V102H23L24 103V101L22 100H20V99H23L22 98V96L20 95V94H17L16 95V93L15 94H13V96L15 95V96H21L20 97V99H19V97H12V96H10V95H12L11 93H10V95H9V92H18V90H21V94H23L22 92H23V88H21L20 87V83L21 82H19ZM23 80H24V82H23ZM34 82H33V81ZM149 80H151L150 82H154L153 84H152V87H151V85H150V82H149V85L147 84L148 83V81ZM65 81V82H64ZM67 81V82H66ZM195 81L193 82V83H195ZM260 81V82H259ZM17 82V83H16ZM38 84H37V83ZM40 82V83H39ZM146 82V83H145ZM201 82H202V87H201ZM217 82H219V83H217ZM256 82V83H255ZM19 83V84H18ZM28 83V84H29ZM36 83V84H35ZM48 83V84H47ZM61 83V84H60ZM73 83V82H72ZM193 84L194 86L193 87H196V88H199V85H197V84ZM203 83H205V85L203 84ZM213 83V85L216 87V88H214V86H212V85H210V84H212ZM27 84V85H28ZM40 84H41V86L43 85V87H41L40 86ZM63 84V85H62ZM147 84V86H145V85ZM155 84V85H154ZM251 84V85H252ZM255 84L259 87V88H256L255 87ZM9 85H11V87H12V85H13V87L11 88ZM19 85V86H18ZM39 85V86H38ZM73 85V84H72ZM195 85H197V86H195ZM209 85H210V87H209ZM3 86V87H2ZM8 86V87H7ZM14 86H15V88H14ZM29 86V85H28ZM49 86V88H46V87H48ZM205 86V87H204ZM206 86H208L209 87V89L206 87ZM234 86V87H233ZM262 86V87H261ZM10 87V88H9ZM17 87H19V89L17 90L16 88ZM70 87H72V90L70 89ZM148 89H147V88ZM156 88V89H153V88ZM158 87V88H157ZM21 88V89H20ZM65 88V89H64ZM68 90H67V89ZM199 88V89H200ZM205 88H207V90L205 89ZM212 88H214V92H213V90H212ZM232 88H234V90L232 89ZM261 88V89H260ZM12 89V90H11ZM15 89V91H13ZM41 89H45V90H41ZM50 89V90H49ZM63 89V90H62ZM261 91H260V90ZM4 90V91H3ZM47 90V91H46ZM49 90V91H48ZM71 90V91H70ZM155 90V91H154ZM156 90H157V93L155 94V92H156ZM184 90H185V88H184ZM184 90L182 89V92H184ZM212 90V91H211ZM3 93H5V94H3ZM62 91V92H61ZM150 91V92H149ZM189 91V93L187 92V89H186V91H185V93H183V95H184V97H185V94H186V97H188V95H191L192 94V91L190 92V90H188ZM232 91V92H231ZM255 91V92H254ZM262 92V93H260V92ZM46 92V93H45ZM53 94H52V93ZM149 92V93H148ZM152 92H154V93H152ZM231 92V93H230ZM258 92V93H257ZM19 93V92H18ZM140 93V94H139ZM191 93V94H190ZM4 95V98L3 97H1V95ZM7 94H8V97L10 96V97H12V98H15V99H12V98H10V100L8 99V97H7ZM25 94V93H24ZM23 94V95H24ZM27 94V93H26ZM25 94V95H26ZM33 94V95H32ZM67 94V95H66ZM146 94V95H145ZM150 94V95H149ZM151 94L153 95V94H155L154 95V97H156L155 99H154V97L153 96H151ZM256 94H257V96L260 98V99H257L258 97L256 96ZM259 94H261V95H259ZM2 95V96H3ZM52 95V96H51ZM140 95H142V96H140ZM232 95V96H231ZM234 95V96H233ZM254 97H253V96ZM37 96V97H36ZM69 96V97H68ZM143 96H145L148 100H146V101H143V98H145V97H143ZM32 99H31V98ZM54 99H53V98ZM109 97H114V95L113 94H111L110 93V96ZM151 97H152V99H151ZM191 97V96H190ZM231 97V98H230ZM235 99H234V98ZM253 97V98H252ZM262 97V98H261ZM36 98H39V99H36ZM55 98H56V100H55ZM58 98L60 99V100H58ZM63 98V99H62ZM145 98V99H146ZM248 98V99H247ZM253 99V101L255 100V98H256V100L254 101L255 103H257L256 105L254 104V102L252 101V99ZM6 99V100H5ZM65 99V100H64ZM67 99L68 100H71L69 103L67 102V103H65V104H62V103H64V102H66L67 101ZM142 99V100H141ZM150 99L152 100V101H150ZM225 99V100H226ZM231 99V100H230ZM241 100V101H239V100ZM8 100V101H7ZM17 100H19L20 101V103H16L17 102ZM38 100H40V101H38ZM56 102H55V101ZM57 100H58V103H60V101H61V103H60V106L58 105V103H57ZM64 100V101H63ZM155 100V102H154V106H155V109L153 108V107H151V105H152V103H153V101ZM157 100V101H156ZM167 101V103H166V101ZM230 100V101H229ZM11 101V102H10ZM63 101V102H62ZM149 101V102H148ZM162 101H164V105L162 104ZM168 101H170V102H168ZM246 101V102H245ZM258 101V102H257ZM10 102V103H9ZM15 102V103H14ZM31 102H32V104H31ZM36 102V103H35ZM54 102V103H53ZM233 102V103H232ZM238 102V103H237ZM251 102H252V104H251ZM260 102V103H259ZM8 103V104H7ZM15 105H14V104ZM159 103H161L162 104V106L164 107H159V106H157V104H159ZM169 103V104H168ZM185 103H186V101H185ZM185 103L183 104V105H185ZM248 103V104H247ZM263 104V106H262V104ZM28 105V106H30V107H28V106H26L27 108H31V106H32V109H30V110H32V118L31 119H35V121H34V119L33 120H30V117L31 116H29V115H31V113H30V110H28L27 108H21L22 109V111H24L25 109H26V111H24V112H22L23 113V115L25 116V114H27L28 112H29V115H26V117H22V115H20L21 117L19 118V114H21V112H19L20 111V109H18V108H20V106H23V107H25V105ZM39 104H40V107H38L39 106ZM55 106V107H53V105ZM55 104H57V105H55ZM62 104V105H61ZM180 104V103H179ZM187 104V103H186ZM191 104V103H190ZM224 104V105H223ZM236 104V105H235ZM238 104V105H237ZM258 104H260V105H258ZM63 105H65V107L63 108L62 106ZM85 105V106H84ZM254 105L256 106V107H254ZM4 108H3V107ZM5 106H6V108H5ZM9 106H11L10 108H9ZM13 106V107H12ZM19 106V107H18ZM95 106V107H94ZM156 106H157V108H156ZM223 106V107H222ZM232 106V107H231ZM234 106V107H233ZM260 106V107H259ZM17 108V109H14V108ZM36 107L38 108L37 110H36ZM57 107V108H56ZM68 107H72V106H69L68 105ZM88 107V108H87ZM151 107V108H150ZM219 107H221V109L219 108ZM16 111V110H18L16 113H15V111L13 112L12 110L13 109ZM55 108H56V110H55ZM61 108H63L62 110H61ZM86 108L87 109H90V108H92L91 109V111L90 110H87L86 111ZM149 108H150V110H149ZM153 108V109H152ZM161 109V110H159V114H160V116H162V121H164L165 123H164V125H165V129H167L166 130V132L167 131H169V133L171 132V134L169 135V133H168V144H170L171 143V145H170V147H169V152H168V150L167 151H162V149H161V147L158 145L159 144V142H158V135H157V132H156V125H155V123H156V121H154V119H155V117L152 119V116L154 115V113L155 112H157V109ZM181 108V107H180ZM236 108V109H235ZM238 108H240V109H238ZM12 109V110H11ZM41 109V110H40ZM59 110V112H58V110ZM85 109V110H84ZM171 109H172V107H171ZM223 109V110H222ZM10 110V111H9ZM37 112H36V111ZM38 110L40 111V112H38ZM4 111V112H3ZM42 111V112H41ZM148 111V112H147ZM152 111V113H149V112H151ZM171 111V112H170ZM6 112H7V114H6ZM9 112H11V113H9ZM19 112V113H18ZM34 112V113H33ZM56 112H58L60 115H58L57 116V114L58 113H56ZM90 112V113H89ZM99 112V113H98ZM169 114H168V113ZM218 112H220L221 114H216V113H218ZM18 113V114H17ZM38 113V114H37ZM43 113V114H42ZM87 113H89V114H87ZM150 115H149V114ZM168 115H167V114ZM213 113H215V116H213ZM251 113V114H250ZM2 114V115H1ZM16 114V115H18V116H16V117H18L17 119H15V116L14 115ZM41 114V115H40ZM45 114V115H44ZM86 114V115H85ZM152 114V115H151ZM156 114V113H155ZM181 114H182V112H181ZM258 114V115H257ZM11 115H13V116H11ZM43 115H44V117H43ZM48 115V116H47ZM172 116V117H170V118H173V119H169V117H168V119L169 120H166V117L167 116ZM182 115H185V114H182ZM247 115V116H246ZM249 115V116H248ZM3 116V117H2ZM5 116V117H4ZM27 116H29L28 118H27ZM35 116H37V117H35ZM39 116V117H38ZM51 116H52V118H51ZM61 117L60 119L62 120H58L57 119V117ZM154 116H156V115H154ZM187 116V117H186ZM189 115H187V113H186V115L184 116V120L185 121H189L187 118H189L188 117ZM198 115H196V117H197ZM212 116V117H211ZM222 116H223V114H222ZM222 116H220L219 117V119L222 117ZM250 116H252V118L250 117ZM87 117V118H86ZM215 117V118H214ZM217 117V118H216ZM246 117V118H245ZM4 118H7L6 120H4ZM26 119V121H25V119ZM39 118H40V122L38 121L39 120ZM46 118V119H45ZM48 118V119H47ZM198 118V117H197ZM214 118V119H213ZM223 118V117H222ZM8 119H10V121H12V122H10ZM18 119H21V120H19L20 121V123L18 122ZM29 119V121L28 122H35L34 124L33 123H31V124H33V125H35L36 124V121H38L37 122V124L35 125L38 129L36 130L35 128V126H33V128L32 127H29V128H26L27 129V132H24V130L22 131L21 129H23V126H22V128H19V127H21V125L22 124H27L28 122H27V120ZM41 119H43V121L41 120ZM45 119V120H44ZM85 119V120H84ZM128 119H129V117H128ZM209 119V120H210ZM218 119V120H219ZM15 120V121H14ZM24 120V121H23ZM46 120H47V123L48 124H46L45 122H46ZM170 120H172V123H170L171 121ZM218 120H216V121H218ZM258 120H259V122H258ZM3 121H5V123L7 124V125H5L4 124V122ZM18 122V128L17 127H15V124ZM49 121V122H48ZM85 121V122H84ZM166 121H168V123H170L169 125H168V123L166 122ZM182 121H183V118H182ZM184 121V122H185ZM253 121V120H252ZM14 122H16V123H14ZM21 122H23L22 124H21ZM58 122V123H57ZM102 122V123H101ZM184 122H181L182 124L184 123ZM255 122V121H254ZM8 123H10V125L8 124ZM12 123V124H11ZM67 123H68V125H70L69 123V119H67ZM84 123V124H83ZM100 123H101V125H100ZM114 123V122H113ZM112 123V125H114ZM130 123H131V125H130ZM173 123L175 124V125H173ZM187 123V122H186ZM21 124V125H20ZM30 124V123H29ZM28 124V126H31V124L29 125ZM118 124V125H117ZM134 124V125H133ZM151 126H150V125ZM153 124V125H152ZM5 125V126H4ZM39 125V126H38ZM60 125H62L61 127H65V128H62V129H64V131H62V129H61V127H60ZM141 125V127H139ZM150 127H149V126ZM171 125H173V126H171ZM188 125V124H187ZM187 125H185V126H187ZM17 126V125H16ZM27 126V127H28ZM85 126V127H84ZM183 126H184V124H183ZM257 126H259V127H257ZM10 127H11V129H10ZM24 127H26V126H24ZM42 127H44V128H42ZM52 127V128H51ZM56 127H58V128H56ZM66 127L67 128H69L68 130L66 129ZM99 127V128H98ZM138 127V128H137ZM154 127V128H153ZM173 129H171V128ZM190 127H191V125L189 126H187V128L190 130ZM5 128H7V129H9V130H7V129H5ZM14 128H17V130H21V131H15V132H17V133H20V132H23V136L21 135V136H19V137H13V138H11L12 137V135H14L13 133V131L15 130ZM32 128V130L31 131H28V130H30ZM140 128V130H138ZM43 129V130H42ZM61 129V130H60ZM98 129V130H97ZM100 129V130H99ZM117 129V130H116ZM146 129V132H148V135H147V133L146 132H143L144 130ZM171 129V130H170ZM193 129V130H192ZM191 130H192V132L194 133V130H195V132H197L196 134H199L200 132H199V130H197L196 128H192ZM261 129V128H260ZM4 131V133H3V131ZM8 131V132H6V131ZM98 131L97 133H96V131ZM121 130H122V133H121ZM138 130V131H137ZM143 130V131H142ZM190 130V131H191ZM59 131V132H58ZM60 131H62V133H60ZM68 131V132H67ZM99 131H101L103 134L101 135V136H104V137H102V138H100L101 136H99L101 133H99ZM117 131V132H116ZM120 131V132H119ZM141 131V132H140ZM172 131H173V133H172ZM177 131H178V129H177ZM247 131H249V129H247ZM13 132V133H12ZM50 132H52V133H50ZM64 132H66V133H64ZM84 132V133H83ZM199 132V133H198ZM213 134H215V131L213 132V131H211ZM250 132V136H251V133ZM10 135V136H6V135H8V134ZM28 133V134H29ZM81 133H82V135H81ZM118 133V134H117ZM120 133V134H119ZM145 133V134H144ZM156 133V134H155ZM248 133V135H249V132H247ZM3 134V135H2ZM25 134V135H24ZM31 134V133H30ZM30 134H29V138H30ZM51 134H52V136H51ZM62 134V135H61ZM97 134V135H96ZM144 134V135H143ZM195 134V135H196ZM211 133L209 132V135H210ZM254 134H253V136H254ZM20 135V134H19ZM32 135V136H33ZM37 136H38V134H36ZM67 135H68V137H67ZM117 135H119V136H117ZM121 135V136H120ZM123 135H124V137H123ZM139 135H141V136H139ZM142 135L146 138V141H147V143H145L146 141H145V138H143L142 137ZM157 135V136H156ZM207 135V134H206ZM263 135V136H262ZM4 136V137H3ZM26 136H28V135H26ZM217 136V137H216ZM10 137V138H9ZM22 137V138H21ZM42 138L43 137H45V135L44 136H41ZM119 137V138H118ZM150 138V140H149V142L150 141H152L153 139V143L151 142L150 144L148 143V139ZM215 138V139H212V138ZM6 138V139H5ZM16 138H18V139H16ZM23 139L27 144H25V142H23V144L24 145H26V146H28L29 147V149H28V147H26V146H24L23 144H21L22 142L21 141H23V140H21V139ZM25 138H27V137H25ZM33 138H35V135L33 136ZM200 138V137H199ZM6 140V141H4V140ZM36 139H38L37 137H36ZM43 139H45V138H43ZM101 139V140H100ZM157 139V140H156ZM208 139V140H209ZM219 139V140H218ZM11 142H10V141ZM20 140V141H19ZM46 142H47V137H46ZM45 140H43V143L40 145H38V146H40V149H41V146H43V145H45L46 146V144L47 143H45L44 141ZM100 140V141H99ZM143 140H144V142H143ZM206 140L205 142L203 141V140H201V139H196V141H198V143H199V141H200V143L199 144H203V143H209L210 142V144L212 143L211 142V140ZM221 140V141H220ZM258 140V141H257ZM262 140V141H261ZM3 141V142H2ZM13 141H14V143H13ZM19 144H21V145H23L25 148H27L28 149V151H29V155L27 154V150L26 149H22L21 150V148L20 147H22V146H20L19 148H18V143ZM158 142V144L156 143V142ZM175 141V142H176ZM220 141V142H219ZM257 141V142H256ZM260 141V142H259ZM54 141H53V143H55ZM226 142H228V141H226ZM262 142V143H261ZM7 143V145H5ZM9 143V144H8ZM197 143V142H196ZM17 144V145H16ZM73 144V145H72ZM78 144V145H77ZM147 144H149V145H147ZM155 144V145H154ZM225 144V145H224ZM259 144H260V146H259ZM148 147H147V146ZM151 145V146H150ZM154 147H153V146ZM190 145V144H189ZM230 145V149H231V145L232 144H229ZM263 145V146H262ZM2 146H7V148H8V150L10 151V152H8V151H6L5 150V148L4 147H2ZM42 147V154L41 155H45V156H49L48 154L46 155V153L48 152V150H46V148H48V147ZM47 146H48V144H47ZM79 146V147H78ZM156 146V147H155ZM177 146V145H176ZM176 146H175V148H176ZM191 146V145H190ZM262 146V147H261ZM185 147H186V149H185ZM260 148L261 147V149H258V148ZM6 148V149H7ZM45 148V149H44ZM79 149V150H77V149ZM155 148H156V150L157 149H159V150H155ZM174 148V149H175ZM246 148V149H245ZM252 148V149H251ZM40 149H38V154L40 155V153H41V150ZM43 149H44V152H43ZM149 151H148V150ZM183 149H185L186 150V152L183 150ZM227 149V150H226ZM250 149V150H249ZM258 149V150H257ZM263 149V150H262ZM25 150V151H24ZM32 150V151H31ZM47 152H46V151ZM74 150H76V152L74 151ZM247 150H248V152H247ZM36 153V154H34V152ZM145 151H148V153L147 152H145ZM231 151V150H230ZM229 151V152H230ZM257 151V152H256ZM7 152V153H6ZM31 152V153H30ZM46 152V153H45ZM171 152V153H170ZM174 152H175V154H174ZM185 152V154H183ZM192 152V153H191ZM197 152V151H196ZM49 153V152H48ZM77 155H76V154ZM160 153V154H159ZM173 154V155H177V157L175 156V158H176V160H173V155H170V154ZM255 153V154H254ZM257 153V154H256ZM18 154V155H19ZM166 154L168 155L167 157H166ZM198 154H199V152H198ZM227 154H229V155H231L230 157H229V155H227ZM255 155V157H254V155ZM261 156H260V155ZM170 155V156H169ZM194 155V156H193ZM203 155V154H202ZM213 155V156H212ZM227 155V156H226ZM20 156V157H21ZM104 156V157H103ZM165 156V157H164ZM173 156V157H172ZM179 156H181V159H179L180 157ZM189 156H191L192 158H190ZM205 156H207V157H205ZM220 156H222L221 158H220ZM235 158V160H233L234 158ZM252 156V157H251ZM257 156V157H256ZM18 158H19V156H17ZM16 156H15V158L16 159H18ZM22 157L20 158V160L22 159ZM86 157V158H85ZM88 157V158H87ZM172 157V158H171ZM188 157V158H187ZM215 157H219V158H215ZM228 157V158H227ZM26 158H27V160H26ZM85 158V159H84ZM98 158V159H97ZM174 158V159H175ZM203 158H206V159H203ZM207 158H209V161H207L208 159ZM223 158V159H222ZM230 158V159H229ZM239 158V159H238ZM250 158V159H249ZM255 158V159H254ZM260 158V159H259ZM24 159V158H23ZM84 159V160H83ZM95 159H97V160H95ZM167 159V160H168ZM171 159V160H170ZM199 161V160H203V162H205V160H206V162H211V163H213V165L214 164H216V162H217V164L215 165V166H221V164H223L224 163V161H225V163L223 164L224 166H228V168H232L233 166L235 167L236 165V169L237 170H239V172H240V175L243 173V176L245 175H247V178L245 177V179L247 180H245L244 179V177H243V179H244V181H246V184H248L249 183V185L248 186H251L252 188H250V187H248V190L246 191V192H244L243 194L244 195H246L247 194V196L245 197L244 195H242V193H241V195L242 196H244V197H242L241 195L240 196H237L238 194V192H234L235 190H232V187L234 186V184H233V186L230 188V189H226V187H228V186H231L230 184H224V185H227V186H224L223 184L221 185V188H220V184H218L217 183V180H215L214 181V177H211V176H209V174H205V176H204V173L203 174H201L202 172H200V170L199 171H197V169H196V171H195V168H197L196 167V165H195V163L197 164V160ZM225 159V160H224ZM226 159H227V161H229L228 163H227V161H226ZM229 159V160H228ZM231 159L233 160V161H231ZM142 160V161H141ZM183 160L185 161V163L183 162ZM224 160V161H223ZM260 160H262V161H260ZM22 162H23V160H21ZM70 161V162H71ZM177 161V162H176ZM196 161V162H195ZM213 161V162H212ZM235 161L237 162V163H235ZM21 162V163H22ZM33 162V161H32ZM94 162V163H93ZM183 162V163H182ZM187 162V163H186ZM260 162H263V163H260ZM20 163V162H19ZM91 165H90V164ZM93 163V164H92ZM235 163V164H234ZM257 163H258V165H257ZM262 164V165H261ZM16 165H18V163L16 164ZM22 165L20 164V166L22 167ZM93 165L95 166V167H93ZM191 165L193 166V167H191ZM256 165H257V167H256ZM129 166H132L131 168H132V170L130 169V167ZM189 166V167H188ZM222 167L223 169L224 168H226L227 169V167ZM263 166V167H262ZM8 167H10V166H8ZM7 167V168H8ZM52 167V166H51ZM51 167H50V169H51ZM185 167V168H184ZM238 167V168H237ZM256 167V168H255ZM53 168V167H52ZM91 168H94V169H91ZM187 168V169H186ZM260 168H262V169H260ZM10 169H12V167L10 168ZM40 169H42V168H40ZM54 169V168H53ZM60 169H61V167H60ZM130 169V170H129ZM182 169V170H181ZM186 169V170H185ZM194 169V170H193ZM255 169V170H254ZM257 169V170H256ZM52 170V169H51ZM134 170V171H133ZM189 170V171H188ZM190 170H191V173H190ZM243 170V171H242ZM262 170V171H261ZM41 171H43V169L41 170ZM89 171V172H90ZM130 171V172H129ZM184 172V176H183V172ZM187 171V172H186ZM260 171V172H259ZM93 172V171H92ZM195 172H199L198 174L197 173H195ZM242 172V173H241ZM254 172V173H253ZM257 172V173H256ZM262 172V173H261ZM188 175H187V174ZM182 174V175H181ZM187 176H186V175ZM249 174V175H248ZM262 174V175H261ZM196 175H198V176H196ZM201 175V176H200ZM255 175V176H254ZM26 176H28V175H26ZM202 176H204V177H202ZM215 176V175H214ZM242 176V175H241ZM195 177V178H194ZM197 177H199L198 179H201V180H199L198 181V179H197ZM202 177V178H201ZM252 177V178H251ZM253 177H255V178H257L256 180L253 178ZM189 178H191V179H189ZM204 178V179H203ZM259 178V179H258ZM189 179V180H188ZM203 179V180H202ZM206 179H209L210 180V182L212 183L211 185L208 183L209 181L207 180L206 181ZM254 179V180H253ZM123 180V181H122ZM185 180V181H184ZM258 180H260V182H261V184H260V182L258 181ZM196 181V182H195ZM198 181V182H197ZM259 182V183H257V182ZM23 182H24V185H25V183H28L29 185L32 183L33 184V181H30L29 182V179L26 177L25 179H23L22 180V185H23ZM123 182H125L124 184H123ZM205 182V183H204ZM248 182V183H247ZM254 184H253V183ZM256 182V183H255ZM21 183V182H20ZM119 183H121V184H123V187L121 186V184L119 185ZM149 183V184H148ZM151 183V184H150ZM197 183H199L198 185H197ZM263 183V184H262ZM13 184H15V183H12V185ZM208 184V185H207ZM252 184L254 185V186H252ZM10 186L11 188H12V190L11 189H9V187L7 188V189H9V190H11L10 192H9V190H5L6 191V193L5 194H11V198L9 197V196H6V195H4V198H5V196H6V198H5V201L3 202V207H4V205L6 206V207H4V211H5V213H7L8 212V215H12V216H14V217H11V220L13 221L11 224H13V226L11 225V224H9V226H11L12 228V233H11V229L10 228H8V230H10L9 232L14 236V237H12V235L10 236V234L8 233L7 234V229L5 230L6 231V233L5 234H7V235H9V237H7L5 234H4V236H5V238H6V240L7 239H10V237L11 238H16L17 239V242H15V240H13L12 239V241L14 242H11V241H4L6 244H4V246L6 247H4L5 248V250H3V251H5V252H3V254H5L4 256H5V258H4V256H3V258H4V261H3V264H14V262H16V261H12V259L13 260H17L16 259V257L15 256H20V258H18V256H17V258H18V260H17V262L18 263H20V264H59L60 262L58 261V260H60L61 259V263L60 264H62L63 263V261L67 258H63V260H62V255H61V253H63L62 251H58L59 250V248H57V247H59V246H57L56 248H55V245H57V244H54V245H52L53 244V240L51 239L52 237H51V234H52V232H49V229L51 230V228H52V226H51V228H49V227H47V230L45 229L46 227L44 226V225H46L47 223H49V222H52L53 223V219H51L50 218V220L51 221H46L47 219L45 218V215L44 216H42L43 214L42 213H44V214H46L47 212L49 213V216L46 214V216L48 217V220H49V217L51 216V214H53L52 216H54L55 215V210L54 209H52V207H51V204H45V203H43V205L42 204H38L36 201H35V204H34V202L32 203L33 205L32 206H34V207H36V209L35 208H33L32 207V209L33 210H35V211H33L32 209H30L31 207H29L28 208V206H29V204L31 205V203H30V198L32 197V196H30V198L28 197L29 195H28V193H29V191L27 190V188H25V189H23L22 188V191L24 190L25 191V193L26 192H28L27 193V197H26V194L23 192V195H25V197L23 196L22 198H29L28 199V201H29V204H28V202L27 201H25V199H24V202H26V204H28V206H27V208L25 207V205L26 204H23L24 202H22L21 203V201H23V199H21V201H20V203L19 202H17V199H14L13 200V196H14V198H17L16 196H15V192L17 193V194H21L22 195V192H21V190H16L18 187H19V189H21L20 188V186H22L21 184H20V186L18 185V183H16L15 185L16 186ZM119 185V186H118ZM153 185V184H152ZM257 185V186H256ZM260 187H259V186ZM125 186V187H124ZM174 186V187H173ZM224 186V187H223ZM15 187H17L16 189H15ZM22 187H25V186H22ZM162 187V188H161ZM165 187V188H164ZM220 188V189H218V188ZM254 187H255V189L256 190H258V191H256L255 189H254ZM257 187H259V189H257ZM121 188V190H119ZM151 188H152V191H150L151 190ZM158 188V189H157ZM169 188H170V190H169ZM171 188H173V190L171 189ZM149 189V190H148ZM157 189V191H161L160 193H158V192H155V190ZM166 189L167 190H169V191H166ZM181 189H183L182 191H181ZM202 189H204V188H202ZM233 189H235V187H233ZM249 189H251L252 191H253V193H252V191L251 190H249ZM14 190V191H13ZM231 190V191H230ZM262 190V191H261ZM12 191L14 192L13 193V196H12ZM150 191V192H149ZM173 191L174 192H176L175 194L177 195V196H179V195H181V196H179V197H174V193H173ZM181 192V194L179 193V192ZM225 191V192H224ZM233 191V192H232ZM237 191V190H236ZM256 191V192H255ZM8 192V193H7ZM19 192H21V193H19ZM153 192V193H152ZM162 192H163V194H162ZM146 193V194H145ZM154 193H156L157 194V196H156V194H154ZM169 193H171V195H170V197H169ZM259 193V194H258ZM30 195H32L31 193H29ZM145 194V195H144ZM148 194L150 195V196H148ZM158 194H161V195H158ZM168 194V195H167ZM221 194V193H220ZM221 194V195H222ZM239 194H240V192H239ZM261 194H263V196L261 195ZM151 195L153 196V197H151ZM164 196V198L167 196V198H165V200H164V198H161V197H163ZM173 195V196H172ZM223 195H222V197H223ZM237 197H236V196ZM42 196V195H41ZM40 196V198H42ZM145 196V197H144ZM199 196V197H198ZM201 197L202 199L204 198V201L207 199H205V197L206 196H204V197ZM257 196H260V197H257ZM262 196V197H261ZM19 197V196H18ZM181 197V198H180ZM185 197V196H184ZM226 197L224 196V198L223 199H226ZM254 197H256V198H254ZM9 198V199H8ZM44 198V197H43ZM43 198H42V200H43ZM129 198H130V200H129ZM157 200H156V199ZM179 198V199H178ZM197 198V199H196ZM244 198V199H243ZM250 198V199H249ZM20 199H18V201L20 200ZM137 199V201H135ZM163 199V200H162ZM171 201H170V200ZM176 199V200H175ZM178 199V200H177ZM184 199H186V198H184ZM200 199V198H199ZM228 199H226V200H223L224 201V203L225 204H228V206H232L231 208L233 209V207H234V205H236L235 206V208H234V210L236 209V211H237V209L239 210V208L241 209L240 211L241 212H239L238 211V213H242L241 215H240V217L242 216V219L240 218V219H236V220H233V218L232 219H230V217H229V215H227L228 216V222H226V219L224 220V218L225 217H223L222 215H221V217L220 216H218L219 217V220H220V218L221 219H223L224 221H222V220H220L222 223H224V225H225V223L227 224H229V220H230V225L232 226V227H234V223L235 222H237L238 220V225H236L237 227H242L241 225L239 226V222L242 220V221H244V219L246 220L247 218L245 217V216H247L248 214V211L245 209V212H244V210L241 208V206H242V204L241 205H237V204H235L236 202H234V204H233V202L232 201H229V202H227V200ZM243 199V200H242ZM259 200V201H257V200ZM7 200H8V202H7ZM10 200V201H9ZM154 200H156L157 202H155ZM175 200V201H174ZM201 200V199H200ZM14 201V202H13ZM101 201V202H100ZM128 201V202H127ZM184 201V200H183ZM183 201H181V202H183ZM187 201V200H186ZM204 201H202V206L203 205H206L207 206V202H206V204H203L204 203ZM227 203H226V202ZM255 201H257V203L255 202ZM260 201H262V203H260ZM12 202V203H11ZM100 202V203H99ZM99 202L97 203V204H100V206H93V205H90V206H88L86 203H85V206H84V204H83V210L81 209V212H80V214L78 215L77 213H78V211H68L67 213H69L70 212V214H68V217H66V215L67 214H65V215H62V216H60V217H62L61 219H62V222H61V224L66 228H64V230L66 231L65 233L67 234V231L69 232H72V231H76L75 232V234H76V236H74L75 234H73V236L75 237V239L77 240V242H78V239H80L81 238V240H79V241H81V242H79L78 244L80 245H77V242H76V240H73L74 242L73 243H71L72 245H74V248H72L73 246L71 245V244H68L69 242H70V239L71 238H73L74 239V237L72 236V235H70V239H66V242H68L67 243V245H70V248H67V247H69V246H67L66 248L68 249L67 251H66V248H65V246L64 247H62V250H64V248H65V252H66V254L68 255V253L69 252H71V251H74L73 253L71 252V254H74L75 252H76V249L78 250V248L79 247H81V248H86L87 250H89V249H92L93 250V247H90L91 245H93V243L95 242H97L96 244H99V245H97V246H101V245H103V244H101L100 242L102 241V236L104 235H106V234H109V235H112V233L110 234V233H108V232H112L113 230V228H111L112 226H113V224H114V222H115V219H117V218H115V217H113V218H111L112 216V214H115L116 213V211H114V209L112 210L111 208H109L108 209V211H107V208H108V206H105L107 203L105 202V204H104V202H102V200H99ZM185 202V201H184ZM5 203H7V204H5ZM103 203V204H102ZM137 203V204H136ZM140 203V204H139ZM157 203V204H156ZM170 203H166L167 205L169 204L170 205ZM233 205H232V204ZM251 203H252V205H251ZM11 204V205H10ZM17 204V205H16ZM45 204V205H44ZM128 204V205H127ZM136 204V205H135ZM138 204H139V206H138ZM148 204V205H147ZM230 204V205H229ZM254 204H258L257 206L256 205H254ZM259 204H261V205H259ZM8 205H10V206H8ZM21 207H19V206ZM24 205V206H23ZM39 205V206H38ZM140 205H141V208L144 206V208H142V210H141V208H140ZM18 206V207H17ZM44 206H45V208L46 207H48L49 209H52L51 211L49 210V211H47L48 209L46 208V209H44ZM91 206H93V207H91ZM146 206H148V207H146ZM152 206V205H151ZM172 205H170V207H171ZM252 206V207H251ZM255 206V207H254ZM23 207V208H22ZM90 207V208H89ZM96 207V208H95ZM99 207H100V209H99ZM104 207H106V208H104ZM137 207H139V208H137ZM153 207V206H152ZM251 207V208H250ZM261 207H263V209L261 208ZM5 208H7V210L5 209ZM9 208H10V210L11 211H9ZM17 208V209H16ZM38 208V209H37ZM39 208H41L40 210H39ZM87 208V209H86ZM102 208V209H101ZM23 209H24V211H23ZM28 209V210H27ZM89 209V210H88ZM92 209L94 210V211H92ZM104 209L107 211V213H106V211H104ZM26 210V211H25ZM37 210V211H36ZM42 210H43V212H42ZM54 210V211H53ZM97 210L98 211H101V213L100 212H97ZM140 210L142 211V212H140ZM149 210H151L152 211V208L150 207V209ZM243 210V211H242ZM252 210V211H251ZM7 211V212H6ZM17 211V212H16ZM21 212V214H20V212ZM22 211L24 212V213H22ZM29 211H30V214H29ZM33 211V212H32ZM39 211H41L40 213H39ZM54 213H53V212ZM82 211H83V213H82ZM86 211H88V213L86 212ZM136 211V212H135ZM146 213H145V212ZM150 211V215H151V212ZM247 211V212H246ZM13 212V213H12ZM28 212V213H27ZM46 212V213H45ZM75 212V213H74ZM87 214H86V213ZM110 212H112V213H110ZM149 212V211H148ZM255 212V213H254ZM31 213H32V215H34L35 214V216L34 217H32V216H30V218H28L29 216L28 215H26V214H29V215H31ZM34 213V214H33ZM36 213H38L37 215H38V219L40 218V216H42V217H44V219L41 217L40 219V221H38V224H37V221L36 220H38V219H36ZM74 213V214H73ZM90 213V214H89ZM99 213V214H98ZM244 213V214H243ZM245 213L247 214V215H245ZM17 214H18V216H17ZM25 214V215H24ZM41 214V215H40ZM76 214V215H75ZM83 214V215H82ZM136 214V215H137ZM7 214H6V216H8ZM20 215H23L22 217H20ZM40 215V216H39ZM86 215V219H84L85 216ZM115 215H117V213L115 214ZM115 215H113V216H115ZM150 215H149V218L148 219H150ZM162 216H165V215H163V214H161ZM180 215H182V214H176V216L174 215V216H172V217H176V220H177V222H176V220H175V218H172V220H174L176 223L175 224H178V226H182L183 224L182 223H184V222H186L187 221V219H188V222H186L187 223V225H188V228H189V225H190V227H191V229H192V231L194 232L195 230H193V228L192 227H194V226H196V225H194L195 223H197V221H198V217H194V216H188V217H186L187 215H185V217H184V215H182L184 218H186V221H183V220H185V219H181L182 218V216L180 217ZM243 215H245L244 217H243ZM250 215V216H251ZM9 216V217H10ZM51 216V217H52ZM63 216H64V219H63ZM70 216H71V218H70ZM73 216V217H72ZM81 218H80V217ZM89 216V217H88ZM160 216V215H159ZM166 216H168V215H166ZM179 216V218H180V220H178L177 219V217ZM224 216H226V215H224ZM257 216H258V218H257ZM25 217H27V218H25V219H27V222H26V220H24V218ZM55 217V216H54ZM66 217V218H65ZM82 217H84V218H82ZM136 216H134V218H135ZM161 217V216H160ZM189 217H190V219H189ZM217 217V218H218ZM223 217V218H222ZM260 217H261V219H260ZM13 218V219H12ZM21 218V219H20ZM23 218V219H22ZM33 218V219H32ZM75 218V219H74ZM77 218V219H76ZM111 218V219H110ZM115 218V219H114ZM161 218H163V217H161ZM192 218V219H191ZM244 218V219H243ZM20 219V220H19ZM35 219V220H34ZM43 219V220H42ZM60 219V220H61ZM65 219H69L68 220V223L70 224V223H72V224H70V225H73V222H74V225L75 224H80L79 225V227H78V230H77V226L75 225V227H74V225H73V228H71V226L69 225V224H63L64 222V220ZM89 219V220H88ZM109 219V221H107ZM164 219V218H163ZM196 219V220H195ZM10 220V221H11ZM19 222H18V221ZM25 222H24V221ZM67 220H65V223L67 222ZM81 220V221H80ZM83 220H85V221H83ZM119 220V218L117 219V221ZM146 220H147V218H146ZM145 220V221H146ZM151 220V219H150ZM150 220H147L148 221V223H146L145 221H141V223L143 222H145V224H143L142 223V225L140 226V223H139V229H140V231H141V233H143V237L141 238L142 239V241H141V239H139V241L140 242H142L143 244H144V242H145V245H146V242H147V245H146V247H145V245H143L145 248H146V250H147V248L148 249H150V250H147L148 251V253L150 254V256H152V258H150V256L149 257H147L149 254L145 251V257H147V258H149L150 259V261H151V263L152 264H181L182 262L183 263H185V261H186V263H188V259H187V257H189L188 255H190V253L188 254L187 253V257H186V255L183 253V251L184 252H186V249H188L190 246H191V244H190V242H189V240H187L184 236H183V233H177L178 231H179V229H177V228H179V227H176V229H175V231L174 230H168V231H170V232H168V231H166L165 229H162V230H160L159 231V227L156 225L155 226V224H153L152 223V220L150 221ZM182 220V221H181ZM235 221V222H233V221ZM250 220V219H249ZM248 220V222H250L251 220H253V221H256V220H254V219H251L250 221ZM261 220V221H262ZM15 221V222H14ZM16 221H17V223H16ZM21 221V222H20ZM29 221V222H28ZM34 221H36V223L34 222ZM43 221V222H42ZM45 221V222H44ZM69 221H72V222H69ZM87 221V222H86ZM113 222V223H111V222ZM120 221V220H119ZM150 221V222H149ZM180 221V222H179ZM189 221H192L191 223H193L194 222V224L192 225V224H190L189 223ZM232 221V222H231ZM252 221V222H253ZM261 221H259V222H261ZM264 221V220H263ZM262 221V222H263ZM31 222H32V224H31ZM34 222V223H33ZM42 223V227L44 226L45 228H43V230L44 231H42V227L39 225V223ZM47 222V223H46ZM76 222V223H75ZM82 222V223H81ZM86 222V223H85ZM182 222V223H181ZM247 222V221H246ZM251 222V223H252ZM14 223H16V224H14ZM22 223V224H21ZM23 223H25V225H27V226H25ZM27 223V224H26ZM45 223V224H44ZM51 223V224H52ZM87 223H89L88 225H87ZM111 223V224H110ZM152 223V224H151ZM182 225H181V224ZM186 223H184V224H186ZM233 225H232V224ZM236 223V224H237ZM241 223V222H240ZM251 223H247V225H246V228L245 227H243V228H236V230H238V229H240V236L241 237H243V234L245 235L246 234V236L248 237L249 236V238H250V235L252 236V235H254L255 236V233H252L254 230L256 231L257 229H258V227H259V225H260V229H261V223L260 224H257L256 225V223H254V225H256L255 227H254V225H253V227H254V230L252 231L251 229L253 228L252 227V225H251ZM252 223V224H253ZM264 223V222H263ZM31 224V225H30ZM37 224V225H39L40 226V228H35V225ZM44 224V225H43ZM50 224V223H49ZM85 224V225H84ZM91 224H92V227L91 228H89L90 226H91ZM149 226H148V225ZM249 224H250V226H249ZM21 225H24V226H21ZM66 225V226H65ZM145 225H146V227H145ZM151 225V226H150ZM154 225V226H153ZM229 225V226H230ZM262 225H264V224H262ZM8 226V227H9ZM31 226V227H30ZM34 228H33V227ZM71 229H69L68 227ZM81 226V227H80ZM184 226H186V225H184ZM226 226V225H225ZM223 226L222 228H221V231H222V233H224L225 234V232H226V235H224V236H226L227 237V235L229 236V238L230 239H232L231 237H236L237 236V234H238V232L237 233H235V231L233 230V229H235V228H232L231 226V228L230 227H228V226ZM235 226V227H236ZM249 226V227H248ZM36 227H38V226H36ZM85 227V228H84ZM95 227V228H94ZM114 227V226H113ZM158 227V228H157ZM187 227V226H186ZM197 227V226H196ZM224 227H225V232H223L224 231ZM229 228L231 231L233 230V233L230 231H228V229H226V228ZM248 227V228H247ZM250 227H252V228H250ZM264 227V226H263ZM262 227V230L264 231V228ZM26 228V229H25ZM31 228V229H30ZM81 228H83V229H81ZM86 228H88V229H86ZM95 230V231H92L93 229ZM146 228H148V229H146ZM151 228V229H150ZM255 228H257V229H255ZM33 229V230H32ZM72 229H74V230H72ZM80 229V230H79ZM92 229V230H91ZM106 229H107V231H106ZM109 229H111V230H109ZM153 229V230H152ZM195 229V228H194ZM196 229H198V227L196 228ZM246 229H249V230H251L250 231V235H249V231H247ZM260 229H258V231L260 230ZM28 230H30V231H28ZM35 230V231H34ZM89 230H91V231H89ZM104 230V231H103ZM144 232H143V231ZM151 230V231H150ZM165 230V231H164ZM24 231H25V233H24ZM37 231H38V233H37ZM39 231L41 232V233H39ZM80 232V236H79V233H78V236L80 237H77V232ZM81 231H82V233H81ZM85 231H86V233L88 234H86L85 233ZM107 233H106V232ZM157 231V232H156ZM172 231V232H171ZM173 231H174V233H173ZM239 231V230H238ZM243 232V234H242V232ZM245 231V232H244ZM246 231H247V233H246ZM254 231V232H255ZM258 231H256V232H258ZM262 231V233H261V231H259L260 233H261V235L264 233ZM28 234H27V233ZM31 232V233H30ZM36 232V233H35ZM42 232H44V233H42ZM47 232V234L49 233V237H48V235H47V237L45 236L46 233ZM69 232V234H72V233H74V232H72V233H70ZM93 232V233H92ZM94 232H96L97 234V237L99 236V238H97L96 237V235H94L95 233ZM104 232L106 233V234H104ZM153 232H154V235H153ZM176 232V233H175ZM256 233V235L258 236L260 233ZM35 233V234H34ZM51 233V234H50ZM98 233H99V235H98ZM148 233V234H147ZM152 235H151V234ZM164 233V234H163ZM170 235H169V234ZM228 233V234H227ZM252 233V234H251ZM44 236H43V235ZM69 234H67L66 236H68L69 237ZM85 236H84V235ZM93 234V235H92ZM102 234V235H101ZM144 234H145V236H144ZM149 234H150V236H149ZM157 236H156V235ZM162 234V235H161ZM166 234V235H165ZM180 234H182V235H180ZM219 234H220V236H222V234H221V232H220V230H219ZM232 234V235H231ZM236 234V235H235ZM33 235H36V236H33ZM42 235V236H41ZM81 235H82V237H81ZM90 235V236H89ZM101 235V236H100ZM109 235H107V237L109 236ZM160 235V236H159ZM165 235V236H164ZM235 235V236H234ZM258 236V237H251L252 239H256V238H260V239H263L264 238V234L262 235V236ZM39 236V237H38ZM65 236V237H66ZM103 236V237H104ZM151 236H153V238L151 237ZM161 236L163 237V238H161ZM169 236H171V239L169 238ZM180 236V237H179ZM182 236H183V238H182ZM223 236V237H224ZM37 237V238H36ZM45 237H46V239H45ZM51 237V238H50ZM92 237L94 238L93 240H89V239H92ZM101 237V238H100ZM146 237V238H145ZM148 237V238H147ZM169 238V241H167V238ZM172 237H173V239H172ZM176 239H175V238ZM178 237V238H177ZM222 237V238H223ZM245 237V236H244ZM262 237V238H261ZM4 238V239H5ZM106 237H104V239H103V241H105V240H109V241H112L111 239H109V238H106ZM156 240H155V239ZM159 238H161L160 240H159ZM185 238V240H187L188 241V243H189V247H187L186 248V246L188 245V243H187V241H186V243H187V245H185L186 243H185V240H183ZM229 238H227V239H225V237H224V240H223V242H224V244H223V246H224V248H225V250H226V252H227V249H229V248H231L230 246H233L231 249H229L230 250V252H235V244H229V248H227L228 247V243H232L233 242V240L231 241ZM47 239H48V242H47ZM145 239H147V241L145 240ZM149 239V240H148ZM163 239H165L166 241H164ZM176 240V242H175V240ZM178 239V240H177ZM182 239V240H181ZM11 240V239H10ZM52 242H51V241ZM69 240V241H68ZM99 242H98V241ZM163 240V241H162ZM181 240V241H180ZM225 240H227V241H225ZM231 242H230V241ZM264 240V239H263ZM44 241H46V242H44ZM84 241H85V243H84ZM94 241V242H93ZM102 241V242H103ZM109 241H106V242H108V243H106V244H109V247H110V244H113L112 242H109ZM138 241V240H137ZM180 241V242H179ZM183 241V242H182ZM49 242H51L52 244H50ZM65 242V243H66ZM71 242H72V239H71ZM76 242V243H75ZM83 242V243H82ZM132 243H133V240L131 241ZM135 242V241H134ZM148 242H149V244H148ZM156 242V243H155ZM165 242V243H164ZM8 243V244H7ZM88 243V244H87ZM94 243V244H95ZM104 243V242H103ZM139 243V242H138ZM153 245H151V244ZM161 243H163V244H166V245H161ZM168 243H169V247H168ZM174 243H177V244H174ZM227 243V244H226ZM234 243V242H233ZM16 244V245H15ZM75 244H76V248H75ZM88 245V247H86V245ZM89 244H91L90 246H89ZM101 244V245H100ZM156 244H158L157 246H156ZM46 245H52L51 247L49 246H46ZM60 245V244H59ZM64 245V244H63ZM62 245V246H63ZM141 245V244H140ZM151 245V246H150ZM173 245V246H172ZM181 245V246H180ZM225 245H226V247H225ZM94 246V245H93ZM96 246V245H95ZM104 246V245H103ZM103 246H101L99 249L96 247V250H95V247H94V252L92 251V253H95L94 255H97V257L96 256H94L95 258H94V260L96 261L97 260V264H98V262H99V264H102V262L104 263H106V264H109L107 261H106V259H108L109 258V256L112 254V253H114L113 251V249H111L112 247H113V245L109 248V247H107V249H106V246L105 247H103ZM148 246V247H147ZM156 246V247H155ZM163 247L162 249H161V247ZM166 246H167V248H166ZM175 246V247H174ZM177 246V247H176ZM183 246H185V247H183ZM8 247H13V248H11V249H13L12 251H11V249L10 248H8ZM46 247V248H45ZM90 247V248H89ZM103 247V248H102ZM164 247H165V249H164ZM178 247H181V249H179ZM48 248H50L52 251H50ZM54 248V249H53ZM60 248H61V246H60ZM81 248H79V249H81ZM102 248V249H101ZM114 248V247H113ZM156 248V249H155ZM176 248H178V249H176ZM182 248L184 249V248H186V249H184L183 251H182ZM227 248V249H226ZM45 249H47V250H45ZM55 249H56V253H60V254H56L55 253ZM69 249L71 250V251H69ZM114 249H116V248H114ZM159 249L161 250V251H159ZM172 249H173V251H172ZM87 250H85L86 252H82L81 253V256L85 253V256H84V258H83V256H82V259H79V258H81V257H79L78 259H79V261H75V258L73 259L74 261V263L72 262H70L68 259H69V257L64 261V262H66V261H68V262H70L71 264H85V263H87L88 262V260L89 259H91L92 257H93V254L89 251V252H87ZM111 250H112V253H111ZM177 250V251H176ZM190 250V249H189ZM189 250H187V251H189ZM228 250V251H229ZM232 250H234V251H232ZM47 251H49V256L47 255L48 254V252ZM54 251V252H53ZM154 251H156V252H154ZM175 251V252H174ZM11 252V253H10ZM153 252V253H152ZM164 252V253H163ZM172 252V253H171ZM178 252V253H177ZM141 253V252H140ZM147 253V254H146ZM161 253V254H160ZM183 253V254H182ZM46 254V255H45ZM55 254V255H54ZM86 254L88 255V258H85V257H87L86 256ZM139 254V253H138ZM137 254V255H138ZM143 254V253H142ZM158 254V255H157ZM174 254V255H173ZM181 254V255H180ZM9 255V256H8ZM11 255H13V257L15 258H13ZM15 255V256H14ZM50 255H51V257H50ZM58 255H60V256H58ZM92 255V257L90 258V256ZM140 255V254H139ZM154 255V256H153ZM165 255V256H164ZM182 255L183 256H185L186 258H185V261H182V260H184L183 258L184 257H182ZM10 256L12 257V258H10ZM26 256V257H25ZM64 256V255H63ZM46 257V258H45ZM48 257H49V259H48ZM57 257H59V258H57ZM124 257H125V255H124ZM124 257H120L121 259L122 258H124ZM139 257V256H138ZM137 257V258H138ZM153 257H155V258H153ZM159 257V258H158ZM191 257V256H190ZM119 258V259H120ZM136 258V259H137ZM158 258V259H157ZM161 258V259H160ZM166 258V259H165ZM6 259V260H5ZM21 259H23V260H21ZM28 259V260H27ZM51 259V260H50ZM53 259H55V260H53ZM77 259V258H76ZM85 259V260H84ZM86 259H88V260H86ZM119 259H117L116 258V261L113 263V264H128V263H130L128 260H127V258H124V259H126L127 261H125L124 259H122V261H121V259H120V261H119ZM136 259H134L136 262L134 263V260L133 261H131V263L130 264H139V258L136 260ZM151 259H155V260H151ZM159 261V263H158V261ZM160 259V260H159ZM187 259V260H186ZM105 260V261H104ZM141 260V259H140ZM6 261V262H5ZM53 261V262H52ZM55 261V262H54ZM59 263H58V262ZM86 261V262H85ZM91 261L93 262V258L91 259ZM153 261L154 262H156V263H153ZM10 262V263H9ZM23 262V263H22ZM67 262V263H68ZM91 262V263H92ZM118 262V263H117ZM126 262V263H125ZM67 263H63V264H67ZM89 263H90V260H89ZM96 263H94L93 262V264H96ZM182 263V264H183ZM16 264V263H15ZM69 264V263H68ZM140 264H141V261H140Z\"/></svg>", "mask_w": 264, "mask_h": 264}]
</instances>
